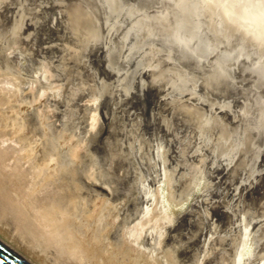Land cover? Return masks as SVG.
I'll return each instance as SVG.
<instances>
[{"label":"rangeland","instance_id":"1","mask_svg":"<svg viewBox=\"0 0 264 264\" xmlns=\"http://www.w3.org/2000/svg\"><path fill=\"white\" fill-rule=\"evenodd\" d=\"M92 1H93V3H92ZM92 1L90 2V0H89V1H86L87 2L86 3L83 0L82 1L81 0H56V1L55 0H45V2H44V0H41V1L40 0H36V1L35 0H24V1L23 0H0V11L2 10L0 13V26L2 27V28H0V43L2 45L0 44V48L4 47L3 49H0V53L3 55L5 54L6 59L9 56V60H6L3 57V55L0 54V65L3 66V67H0V78L9 79L11 81V83L13 84L14 89H15V94H14V96H12V98L10 100V102L14 108H11L9 110V113L10 114L13 113L15 115V117L17 118V120H21L25 124L30 123L34 126V131L31 134V136L34 140L35 147H37V149H39V150L40 149H43V150L46 149L48 151L47 152L48 155H51L53 157V160L48 165V171H51L53 168H56V167L58 168V171H59L58 173L61 176V179L64 180L65 182H67L68 190L70 192H72V197H73L74 201L80 202L82 205H84V209H86V207H90L93 204V202L95 203V205L93 206V210H92L90 217L93 216L97 212V210L99 209L100 203L106 204L111 209L110 213L112 215L108 217V219L106 221L108 224H107L106 228L104 229L103 235L99 239V241H95V240L90 239L88 237L89 233H87V232H86L85 236L82 238L85 240L84 243L87 242L86 240H88V242L85 243V246L87 248L86 252H87L89 264H106L107 262H108V264H116V263L117 264L118 263L119 264H137V263L138 264H163L164 262H166V264H167V260H168V262H174V259L176 261L174 263H170V264H177L178 261H179L178 262L179 264H194L196 262L194 259L199 260V258H200L197 256H201V258H200L199 262L197 261L198 263H195V264H211V263L212 264H218V261L220 262L219 264H221V263L222 264H226V263L227 264H230V263L231 264L232 263L241 264V263H243L242 260H244V262H245L243 264H246V261H247V264H250L249 262H252L253 264H261V263L264 264V261H263L264 258L262 257V256H264V254H263L264 253V243H263V241H264V228H263L264 227V225H263L264 224V214H263L264 213V207H263L264 202L262 203V201H264V199H263L264 197H262V196H264L263 195L264 194L263 193L264 192V186L263 187L261 186V185H264V180H263L264 179V82L262 80H260L258 77H256L254 74L249 72L246 65L238 64L236 62L232 63L229 61H225V59H222V57H216L215 54L212 52H207L204 49L202 50L201 46L197 42L189 41L187 34L182 35L183 37H180L181 35L179 33H177L178 32L177 26H178V23L181 22V19H180V17H177V16H180L181 11L179 8H176L170 2V0H97L98 4L95 3L94 0H92ZM25 2L28 4V7L24 6V5H27ZM82 2L86 3V6L84 4H82ZM88 3H90V4H88ZM31 4L34 6H32ZM79 4H80V6H79ZM63 6L64 7L66 6L67 9L64 8ZM98 6H100V8ZM8 9H9V11H8ZM10 9H11V11H10ZM25 9L29 10L30 12L26 11ZM39 9H41L42 11ZM50 9H52L51 10L52 12L51 11L49 12ZM24 10L28 13L23 12ZM85 10H86V12H85ZM98 11L101 14H99ZM56 12L57 13L59 12L58 15ZM89 12H90L89 16L86 15ZM92 12L93 13L95 12V15H94L95 17H97L98 15L99 16L101 15V17H100L101 19H102V17H104V19H102V20L97 18L98 22H96L103 29L100 28L99 25H95L96 23L94 24V22L89 23L90 22L89 19H90L91 15H93ZM24 13H25V15H24ZM26 14H28V15H26ZM37 15H38V17H37ZM8 16H9V18H8ZM42 17H43V19H42ZM1 18H4V19L6 18L5 21L6 22L8 21L9 25L10 26L12 25V26L10 27L8 25V23H5V21H3L4 19L2 20ZM9 19H11V20L13 19L14 21L13 20L11 21ZM56 19H57V21H56ZM23 20L25 22H23ZM36 20H38V21H36ZM63 20H65V21L63 22ZM91 20L96 21V18L93 19V16H92ZM99 21H100V23H99ZM101 21H103L104 24H102ZM17 22H18V25L16 28L18 30L16 29L17 32L16 31L14 32L15 29H12V28H15V25L17 24ZM51 22H53V23H51ZM3 23H4V25H2ZM65 23H66V25H65ZM37 24H39L40 26H38ZM89 24H91V25L93 24L95 31L98 30L96 32L93 31L96 34L92 32L91 29H93L92 28L93 26L91 27ZM20 25H22L23 27ZM6 26L9 28V30H8V28H6ZM50 26H51V28H50ZM87 26H89L91 28L89 31H88L89 27H87ZM107 26H109L108 27L109 29L106 28ZM3 28L4 29L6 28L5 31L7 30V32H11V33L4 34ZM19 28H20V30H19ZM105 29H108V30H106L107 32H105ZM46 30L49 33L46 32ZM19 31L20 32L23 31V33H25V34H21L20 37H24V36L26 37V35H28V38L25 39L26 42L24 41V44H23V38H19V34H18ZM85 31H88V32H85ZM1 33H3L4 36ZM16 33H17V35L15 37L14 34H16ZM72 33H73V35H72ZM92 33L95 34L96 37H97V35H99V36L97 38H95L93 35H91L92 39L90 38L91 39L90 40L88 34H92ZM105 33L107 35H105ZM62 34H64V35H62ZM83 34H84V36H83ZM100 34H101V37H100ZM116 34L118 35V39H117ZM1 35H2V37H1ZM85 35L88 36V38L86 37L87 39L85 38ZM113 35H115L116 38H115V36L113 37ZM3 38H4V40H1ZM13 39H17L18 41L15 42ZM82 39L85 41V43H87L86 42V40H87L88 44L86 45L84 43L85 45L84 44L82 45L81 42H84ZM108 39H111L112 41L108 40ZM32 40H34V41H32ZM114 40H116V42H114L112 44V42ZM19 41L22 43H20ZM117 41L119 42L118 47H116V45H118ZM10 42H13V43H10ZM17 42H19V43H17ZM15 43H17V44H15ZM56 43L59 44V45H57V47H56ZM115 43H117V44H115ZM49 44H51V45H49ZM109 44H110V46H108ZM11 45H12V47H10L8 50V47ZM100 45L102 47H104V51L108 50V51H105V52H107V54H105L104 51H103L104 53L102 51H100L99 48L102 49V47ZM80 47L83 49V50L81 49V54L78 53V52H80ZM121 47H123V48H121ZM90 48H92V51L94 50V52H93L94 55L92 54L91 50L89 51ZM87 49H88V52H87L88 54L84 53V51H86ZM121 49H123V50H121ZM2 50L3 51L5 50V51L3 52ZM6 50H8V51H6ZM119 50L121 51L120 54H119ZM98 51H99V53H98ZM20 52H22V54ZM59 52H60V54H59ZM73 52L76 54V56H74L75 54L72 56ZM33 53H35V55ZM14 54L16 55V60L14 57L15 62L19 58V60H20L19 62L20 63L22 62L21 65H20V63L16 65V63L18 61L16 63L14 61L12 62V64L10 63V60H13L12 56H14ZM83 54H85L84 57H86V58L90 57L89 55H91V57L88 59L83 58ZM100 54H102V57ZM143 54L145 57L143 56ZM19 55H21V56L18 57ZM22 55H25L27 58L29 57L28 60L30 62H28V63L25 62L27 60ZM86 55H88V57ZM103 55H104V57H103ZM118 55H120V56H118ZM59 56L62 57V60H64V62L62 60H60L61 57H59ZM106 56L108 58H106ZM40 57L41 58L43 57L42 59L45 60L48 64L43 62V60ZM44 57H46V58L44 59ZM36 58H38L39 60H37ZM54 58L56 61L59 59L60 64H58L59 63V60H58L57 61L58 62L57 67H56V61H53L52 63L55 62V64L54 65L51 64V67H52V69L54 68L55 70L54 69L52 70L51 67L49 68V63H50V60H54ZM96 58L98 60L100 59L99 62ZM84 59H86V60H84ZM92 59H94V60H92ZM95 59L97 62L95 61ZM156 59H157V61H156ZM4 60H6L5 64L8 61H9L8 62L9 64H6V65L3 64ZM83 60H84V63L87 61L88 62L86 64H84V63H82ZM90 60H92V62L94 64H92V62ZM101 60L102 61L104 60L103 62H105V64L100 62ZM147 60H150L149 61L150 65L146 63ZM160 60H161L162 65L159 64ZM106 62H108V64H110V66H112V68H110L109 65L106 66V64H107ZM14 63H15V65H14ZM96 63H97V65L99 64L98 65L99 68L101 67L100 69L102 72H101V74H98L99 76L101 75L100 78L102 79V77L105 76L103 74L104 73L106 74L105 80H103L104 79L103 78L102 82H101L102 84L98 85L99 88H97V84H98V82L101 81V79L97 75V72H99L100 69L98 70L97 67H94V66H97V65H95ZM100 63H101V65H100ZM145 63H146V65H145ZM29 64H31L33 66L31 67ZM90 64H91V67L94 68V70H95L94 72L91 71L92 68L89 67ZM103 64H104V66L107 67L108 71L107 70L103 71L102 68L106 69V67H103ZM8 65H10L11 68ZM47 65H48V67H47ZM59 65H61V66H59ZM73 65H74L75 69L73 68ZM156 65H158V66H156ZM35 66L37 67V70L34 72V70L31 68L36 69ZM40 66L42 67L41 71H38V69L40 70V68H39ZM69 66H71V69L69 68ZM143 66H144V68H142ZM169 67H171L172 69ZM22 68H26V69L30 68L31 71L30 70L29 71L31 72V74L27 75V72H29V71H27L28 69L23 70ZM56 68L60 69L59 72ZM80 68H83V69L88 68L89 73H91V72H93V73L89 74L87 72L88 74H86V71H88V69H85V71L82 72L83 69L80 70ZM96 68H97V70H96ZM109 68H110V70H109ZM128 69H129V72L130 71L132 72V73L130 72L131 74L127 71ZM164 69H166L167 71ZM68 70H69V72L70 71L73 72V70H74V75L72 73V76L74 78L72 76H70L71 73H69L70 75L65 74L66 71L68 73ZM79 70H80V72H79ZM144 70L145 71L148 70V72H146V74H145ZM149 70H151L152 72ZM15 71H18V72H15ZM22 71H24V72H22ZM168 71H170V72L166 73ZM81 72L85 73V75L88 77V81H87V77H85L84 74H81ZM141 72H143V73H141ZM51 73L54 74V76L51 75ZM75 73H76L77 77L80 74L81 77L84 75L83 78H86V79L80 80L81 77L79 76L80 79H79V77L77 78ZM95 74H96V76H95ZM129 74L132 76L129 77L130 81L128 83V86H129V88H128V86H125L124 80L126 79V77H128ZM22 75H24V76H22ZM62 75L63 76L68 75L72 78H71V80L69 79L70 77H67L68 79H65L66 78V76H65L64 80H66V81H63ZM25 76H27V77H25ZM30 76H34L36 81L39 80L40 82L39 81H37V82L35 81V83L32 82V84H34V85L31 86V84L29 83L31 81L28 80V79H30ZM116 76H118L117 78H119V80H121L122 78H124V79L119 81V80H117ZM139 76L140 77L142 76V77L140 78ZM38 77H40V78H38ZM54 77H56V78L53 79ZM91 78L95 79L94 81L93 80L91 81L92 83L89 81ZM33 79H32V81H33ZM58 79H61V83L57 81ZM44 80H46V81H44ZM96 80H98V82ZM167 80H168V82H165ZM62 81H63L64 85L61 86V84H63ZM85 81H87V82H85ZM76 82H77V84H76ZM82 82L84 83L85 86H86V84L87 85L89 84V86L83 87V90L84 89L85 90L84 91L80 90V92H79L80 94H79L78 92H75V91H78L80 88L82 89V87H81L82 84H80ZM137 82L139 84L141 83V86L138 84L140 88L137 86ZM41 83H42L43 87H41L42 86ZM68 83H70V84H68ZM78 84H80V85H78ZM93 84L94 85L96 84V86L92 87ZM46 85L47 86L50 85V87H47ZM102 85L105 86V92L107 91L108 93L107 92H106V94L104 93V90L102 89L104 87ZM134 85H136V86H134ZM100 86H101V88H100ZM36 88H38V89H36ZM74 88L77 90H74ZM89 88H91L92 90L91 89L89 90ZM135 88H137V89H135ZM68 89H70L71 93ZM96 89L101 90L103 92V94H102V92L98 93L99 91L97 92ZM57 90H59V91H57ZM155 90H157V91H155ZM159 90H161V91L164 90L163 91L164 93L163 92L161 93V91L158 92ZM72 91H74L75 93H73ZM85 91H87V92H85ZM93 91L94 92L96 91V92L94 93ZM56 92H57V94H56ZM138 92H139V94H138ZM111 93H114L115 95L112 94V96H111ZM135 93L137 94V96ZM67 94H68V96H67ZM71 94L73 97L76 94L74 99L72 96H71L72 98L69 97V95H71ZM81 94H82V96H81ZM86 94H87V96L89 95L91 97L88 96L89 99L87 97L85 99V96H83V95H86ZM95 94L96 95L98 94L96 99L94 98L96 96ZM107 94H109V96H107ZM93 95H95V96H93ZM143 95H144V97H143ZM30 96H32V97L30 98ZM64 96H65V98L67 96L66 99L69 98V100H65ZM113 96H115V97H113ZM116 96H117V98H116ZM76 97H77V99H76ZM82 97L84 99L79 101V99L80 98L82 99ZM101 97L103 99H100ZM118 97L120 99H118ZM141 97H143L142 99H144V100H141ZM48 98L50 99V101ZM97 98H99L102 101H100ZM70 99H73V100H70ZM117 99H118V102H117ZM96 100H98V103ZM114 100H116V101H114ZM46 101H48L49 103ZM52 101L55 102L54 105L53 104L50 105V103H53ZM63 101H64V103L67 102V104H70V102H71L70 105L73 104L74 106L79 104L76 107L80 108L82 106L81 107L82 112H80L81 110L76 109V107L72 106V107H74V109L73 108H71V109L75 110V111L77 110V112H75V113H76V115H77V113L79 115L77 117H73L74 111H72V110L69 111L68 108L70 109V107H68V106H70V105H67V104L63 105ZM139 101H140V103H139ZM184 101H185V103H184ZM72 102H74L75 104ZM100 102H103V104ZM116 102L118 105L116 104ZM126 102H127V104H126ZM59 103H61L62 109H65L69 112L68 114H66L65 117L68 118L70 116L71 118H68V119L69 120L72 119V122L75 125V127H74V125H72V122L68 121L73 127L67 121H64V120H67V118L64 119V116H60L59 113H61V112L64 113V114L62 113V115H65V110L61 111V112L56 110V109H58V107L60 105ZM92 103L93 104L96 103V104H94L95 106ZM138 103H139V105H138ZM128 104H129V106H127ZM239 104H240V106H239ZM132 105L134 107H132ZM64 106H67V107H64ZM197 106H199L198 109L200 111L199 110L197 111V109H195V107H197ZM123 107L127 108V109H124ZM128 107H130V109H128ZM203 108H204V110H206V112L203 110ZM109 109H112V110L110 111ZM191 109H192V111H191ZM58 110H61L60 107ZM78 110L80 113L78 112ZM86 110H89V111L91 110L92 113L88 111L89 113L87 114ZM33 111H35V112H33ZM67 111H66V113H67ZM71 111L73 114L70 113ZM105 111H107V112L104 113ZM93 112L97 116H94ZM200 112H201V116H199ZM202 112H204V113H202ZM111 113H112V115H111ZM191 113L194 114L193 117H192ZM53 114H55V115L59 114V117L60 118L62 117L61 121L63 122V124H61L62 122L59 120L60 118L58 119V117L56 116L57 117V119H56L55 115H54V117H55L54 118L52 116ZM71 114H72V116H71ZM132 114H133V116H132ZM116 116H117V118H116ZM136 116H138L139 118ZM214 116H216V119L213 118ZM79 117H80V120H79ZM86 117H87V119H86ZM99 117H101V118L99 119ZM113 117H115V118H113ZM222 117H224V118H222ZM32 118L34 119L35 122L32 121L33 120ZM74 118H76V120ZM109 118H110V120H109ZM119 118H122V120H120ZM180 118H181V120H180ZM183 118H185V119H183ZM221 118L224 120H221ZM35 119H37V120H35ZM84 119H86V121ZM114 119H119V122H121V123H116L118 120H114ZM133 119H135L136 121H133ZM137 119L138 120L140 119L141 122L140 121L137 122ZM187 119H189V120H187ZM192 119H193V121H192ZM57 120L59 123L57 122ZM100 120H102V121H100ZM131 120H132V124H130V126L133 128V130L135 129L136 131L138 130L136 126L139 125L138 126V128H139L140 123H141V125L144 123L145 126L142 125V128L144 126V130H145V133L143 132L144 138H143V134L141 131L143 129H141V127L137 131L138 132V134H137L136 131H133L132 128H130V126L127 125L131 122ZM148 120H149V122H148ZM74 121H76V123H74ZM87 121H88V123L86 124L85 122H87ZM107 121H109V122H107ZM122 121H124V122H122ZM224 121L225 122L227 121V122L224 123ZM102 122L103 123L106 122V123L102 124ZM110 122L112 125L110 124ZM135 122H137V123L134 124ZM193 122H196V123H194L195 125L193 124ZM81 123L84 124L85 128L88 126L89 127L86 128V130H84L83 124H81ZM124 123L126 125H124ZM151 123H152V125H151ZM164 123L165 124L168 123L167 124L168 126L165 125ZM68 124L71 128L68 126ZM76 124H78V125L76 126ZM109 125H111L110 128H109ZM53 126H54V128H53ZM197 126H200V127H197ZM58 127H60V128H58ZM100 127H104V128H100ZM112 127H113V130H112ZM119 127L122 128L123 130H119ZM128 127L130 130H132L133 135H131L132 136L131 139L125 137L126 140H124V142L125 141L128 142L129 140L131 141L134 139L133 140V143H134L133 146L134 147L129 148V149H128V146H125V145H131L132 146L133 143L130 144L129 143L130 141L128 142L129 144L126 142H125L126 144L123 143V139H124L123 133L125 132V136H127V137H129L130 134H132V133H130V130H128ZM168 127H170V128H168ZM174 127H176L177 129L176 128L174 129ZM195 127L197 129L200 128L199 131L197 129H194ZM226 127H227V129H226ZM51 128H53V130H51ZM69 128L72 132L70 130H68ZM78 128H80L79 131L83 129L82 131H84L85 134H83L81 131L79 132ZM105 128H106V130H104ZM116 128L118 129V131H122L120 134L121 137H119L120 135H117V131H116L117 129ZM183 128H185V130ZM102 129L104 130L106 135H109V137L111 136L110 140L111 139H112L111 141L114 140L115 142L114 141L113 142L117 144L116 146H118V144H119V146H118L119 149H118V147L114 148V147H112L113 145L112 146L110 145L113 143L109 140L108 137L106 139L107 141L104 140L105 138H103V140H101L102 143L99 142L100 139L103 137L102 136V134H103ZM124 129H127L128 131L126 132V131H124ZM66 130L68 132H66ZM186 130H187V133H186ZM195 130H197V132H199L198 136H197V132ZM210 130H212V131H210ZM74 131L77 133H75ZM60 132H62V133L60 134ZM86 132H87V134H86ZM135 132H136V134H134ZM71 133L72 134L75 133L76 135H74V134L72 135ZM119 133L120 132H118V134ZM139 133H140L142 138L139 136ZM79 134H80V136H79ZM98 134H99V137L101 136V138L98 137V139H97ZM160 134H161V136H159ZM174 134H176L177 136ZM83 135H85V136L87 135V136L85 137ZM103 135H104V137L106 136L105 134H103ZM135 135L136 136L138 135V136L136 137ZM77 136H78V138H77ZM116 136H117V138H116ZM157 136L161 141L159 139H155V138H157ZM190 136L191 137L193 136L194 138L192 137V140H190V142H188L189 138L191 139ZM178 137H179V139H178ZM52 138H53V140H52ZM118 138H120L122 140L120 141V139L118 140ZM180 138L184 139V140H181ZM213 138H214V141H213ZM220 138H221V140H220ZM229 138H230V140H229ZM86 139H87V141H86ZM116 139H117V141H116ZM127 139H129V140H127ZM139 139L143 142L139 141ZM142 139H144V140H142ZM148 139H149V141H148ZM151 139H153V140L155 139V141H152ZM162 139L164 141L166 140V142H168L167 144L169 146L173 145V147L172 148L169 147V149H167L168 145ZM226 139L228 142H226ZM92 140L93 141L95 140L96 143L90 142ZM135 140H137L139 142V144L136 145L137 147H139L141 145L139 148H135V143H138ZM157 140L159 141V143H161V145L158 144ZM186 140H188V141H186ZM194 140H196V141H194ZM53 141H55V142H53ZM118 141L120 143H118ZM185 141L188 142L187 146L189 148L193 147V149L191 148L190 149L191 151L189 150V152H186V148L188 151V147L184 146L185 147V148H183L184 150L182 149V146L185 145V143H183V142H185ZM48 142H50V143H48ZM59 142H60V144H59ZM89 142L92 144H90ZM97 142H98V144H97ZM196 142H197V144H196ZM216 142H218V143H216ZM222 142H224L225 145ZM231 142H232V144H231ZM246 142H248L249 145ZM104 143H106V146H103V145H105ZM122 143H123V145L125 144L124 148L126 151H127V149L130 151L132 150V152L127 151L128 155L132 154V156L129 157L126 155L127 158H124V160H123V158L119 157V155L123 156L124 154H126V151H124V148L122 149V146H121ZM142 143L143 144L145 143V145L142 146L143 145ZM149 143L150 144L153 143L154 146L149 145ZM245 143L247 144V148L245 147ZM99 144H101L102 148ZM162 144L163 145L166 144L167 146L165 145V147H164V146H162ZM231 145H232V148H231ZM87 146H88V148H87ZM114 146H115V144H114ZM160 146H162L164 149L161 150L162 149L161 148L159 150ZM221 146H223V147H221ZM108 147H111L113 149L108 148ZM144 147L146 149H144ZM147 147H148V149H147ZM149 147L151 149H149ZM208 147H210V148L212 147V149H209L210 150L209 151ZM106 148L109 150H107ZM68 149H69V151L67 152ZM104 149H106L107 151H105ZM115 149H118V150H115ZM134 149L135 150L137 149L138 153H135L137 151H134L135 155L133 156V150ZM165 149H167L169 151H166ZM221 149L222 150L227 149V150L220 151ZM51 150H52V152H51ZM92 150L93 151L96 150V152L94 151L95 152L94 154H96L99 150H101V152L103 154H106L105 156H107V158L105 160H108V155H109L110 162H111L110 155L113 157V153H114L115 158L114 157L112 158L114 163L111 162V164H109V161L106 163L105 160L102 158V156L104 157V155H99L101 157H99V156L96 157L98 154L101 153L100 151L98 152V154H96L94 156L93 154H91L93 152ZM145 150H149V152H151V153L148 152L147 155H149V154L154 155V156L150 155V157H149L150 159L153 158L152 160L154 162L149 159L151 161L150 162L147 158V155H145L146 156L145 158H143V159L141 158L143 153H145V154L147 153ZM178 150H179V152H178ZM192 150H194L195 154L197 153V155L192 160H189L192 158V155L195 156L194 151H192ZM104 151L106 153H104ZM197 151L199 152V155H198ZM184 152H186V153H184ZM203 152L205 154H202ZM219 152H221V154ZM69 153H71V154H69ZM117 153H120V154H117ZM63 154H65L66 156L64 157ZM200 154H202V156L203 155L204 156L202 157V156H200ZM219 154L221 155L220 157H219ZM89 156H91L90 160H91V158H92V160L94 159L92 162H95V163H92L91 161H90V163L87 162L89 160ZM158 156H159V159H158ZM160 156H161V158H160ZM176 156H177V158H183V159L176 160ZM66 157H67V159H66ZM117 157H119V158L117 159ZM128 157H129V159H128ZM131 157H134V159ZM242 157L244 158L243 160H242ZM99 158H101L103 160L104 164L101 162L102 160ZM155 158H157V161H155L156 160ZM196 158H200V159L202 158L201 160L204 159V161L201 162V160H199L200 163H197L198 160ZM119 159H121V161L126 160V163L125 162H123V163L118 162ZM137 159H140V160L138 161ZM144 159H146L147 161H145ZM195 159L197 160V162ZM131 160H135V161H133L134 162L133 164L136 165L138 167V169L135 170V168H137V167L133 166L132 164H131L132 167H135V168L130 167V162L128 163V161H131ZM193 160H195V161L193 162ZM62 161H63V164H62ZM177 161H179V163ZM117 162H118V164H115ZM149 162L152 163V164H150L151 165L150 168H149L150 165L148 164ZM175 162H177L178 164ZM181 162H183V163H181ZM84 163L85 164L88 163V164L85 165ZM127 163L129 164L130 168L128 167ZM180 163L182 164V166ZM187 163H188V165H187ZM202 163H203V165H202ZM106 164L110 165L109 168H107L108 166H106ZM119 164L120 165L122 164V168H124V166H125V170L122 169L121 171H119V168H121V166ZM140 164H142V165H140ZM143 164H145L144 165L145 168L144 167L141 168V166H143ZM146 164H147V166H146ZM153 164L154 165L156 164L157 167H159L160 169L157 168L156 165L152 166ZM164 164H166V166ZM199 164H201L203 167L202 166L199 167L198 166ZM98 165H99V167H98ZM115 165H117L119 167V168L117 167L119 174H118L117 170H116V172H117L116 174H115V172L114 173L112 172V170L115 171V169H116ZM101 166L104 168L101 169L100 168ZM84 167L86 168V170H89V171H85ZM93 167L95 169H93ZM105 167H106V169H105ZM146 167H148V168H146ZM167 167H168V169H167ZM175 167H177V168H175ZM183 167H185V168H183ZM187 167H189L190 170H189V168L186 169ZM197 167H198V169H197ZM230 167H232V168H230ZM242 167H244V168H242ZM87 168H89V169H87ZM154 168H155V171L152 172V170H154ZM170 168L172 171L170 170ZM179 168L181 170L183 169L184 171L183 170L181 171ZM71 169H73V170H71ZM97 169H99V170L97 171ZM109 169H110V171H109ZM202 169H203V171H202ZM214 169L216 170V172ZM83 170H84V172H83ZM94 170H95V172H94ZM127 170L130 171V172H128L129 176H128V173L126 172ZM134 170H135V172H134ZM149 170L151 171L150 174L148 173V172H150ZM158 170H160V171H158ZM169 170L171 172H169ZM176 170H177V173H176ZM198 170L199 171L201 170V172H199ZM217 170H219V171H217ZM229 170H231V171H229ZM237 170H239V171H237ZM139 171L142 173L140 174ZM145 171H147L148 174H146ZM163 171L164 172L168 171V173L165 174L167 177L164 176ZM178 171H181V172L178 173ZM189 171H190V174L187 175V173H189ZM207 171H209V172H207ZM222 171H224L225 174ZM233 171L236 174L233 173ZM85 172L86 173L88 172V173L85 174ZM172 172H174L176 174L175 177L177 179L173 177L174 173L172 174ZM184 172H186L185 174L187 176L183 174ZM130 173L131 174L134 173L135 175L134 174H132V175H134V177L138 178L137 179L138 181H136V178H133V180H131L132 177H131ZM196 173H197V176H195ZM226 173L228 176L226 175ZM125 174L127 176H125ZM139 174L141 177H139ZM160 174H162V175H160ZM170 174H172V175H170ZM201 174H204L205 176L201 175ZM238 174H239V176H238ZM100 175H103V176H100ZM109 175L111 176L112 181L107 182V180L110 179ZM115 175H116V177L120 178V179L118 178L119 181L116 179ZM168 175H170L171 180L173 178L174 179L172 181H170V179H168ZM178 175H179V177H178ZM180 175L182 177L185 176V179L182 178L183 179L182 180L180 178ZM220 175H222L224 177H222ZM235 175H237V176H235ZM78 176H80V177H78ZM107 176L109 178L106 179L105 177H107ZM147 176H148V178H147ZM193 176H195L196 178ZM218 176H220L221 178ZM112 177L115 178V180L118 181V183L121 180L122 181L121 184L120 183H119V185L116 184L115 180H113ZM125 177H126V179H125ZM128 177L129 178L131 177V178L129 179ZM186 177L189 179V181L186 179ZM200 177H202V179ZM235 177H237V179ZM94 178H95V181L97 182V184L94 181ZM103 178H105L106 180H104ZM160 178H161V180L164 179L165 183H167V180H168L167 185H165L163 180H162V182L159 183V181H161ZM123 179H125V180H123ZM150 179H151V181H150ZM154 179L155 180L158 179L159 181L157 180L156 181L157 183H156L154 181ZM200 179H201V181H199ZM207 179H210V180H207ZM216 179H217V181L220 179L218 181V183H217ZM226 179H229V181ZM235 179H236V181H235ZM246 179L247 180L249 179V180L247 181ZM80 180L81 181L84 180L83 182H86V184L81 182ZM197 180L199 182L198 186L194 185L195 183H197L196 182ZM203 180H206V182L203 183L202 182ZM103 181H105V182H103ZM128 181H131L133 183L128 182ZM175 181H177V182H175ZM106 182H107V185L104 184ZM123 182L129 183L130 188H129L128 184L123 183ZM172 182L174 183V185L179 183L176 185V188L178 186V188L176 190H175V186H173V188L171 187L173 185ZM186 182H187V184L188 183H190V184L186 185L185 184ZM211 182H212V185L210 184ZM91 183L92 184L95 183V184L92 185ZM114 183H115L116 187L113 186ZM161 183H162V185H161ZM169 183L170 184L172 183V184L170 185ZM205 183H207V184H205ZM254 183L255 184L257 183L256 184L257 187L255 186ZM259 183H261V184H259ZM82 184H83V186H82ZM163 184L165 185V187H167L166 189H165ZM199 184H202V185L200 186ZM208 184L211 186H209ZM248 184H250V185L248 186ZM252 184H254V186ZM181 185H182V189H181ZM189 185H193V186H189ZM213 185H216L217 187H214ZM37 186H38V184L35 187H37ZM81 186H82V188H81ZM96 186H98V188H100V189L96 188ZM120 186H123V187L121 188ZM160 186H161V188H160ZM219 186H220V188H219ZM110 187L112 189H110ZM113 187H114V189H113ZM127 187H128V189H127ZM85 188H86V190H85ZM118 188H121V189L124 188V190L127 189V190H125L127 192V194L123 190V194H125V195H122V193H120L121 189L119 190ZM159 188L161 189L160 190L161 193H159ZM163 188H164V190H162ZM190 188L196 189L197 191L196 190L193 191ZM222 188L225 190L222 191ZM244 188H245V191H244ZM246 188H248V189H246ZM260 188H262V189H260ZM33 189H35V188H33ZM92 189L95 191H92ZM101 189H102V191L104 189V191H107V192H104V191L102 192ZM109 189L111 191H108ZM179 189L181 190V193L176 194L177 191H180ZM234 189H235V192L232 191ZM238 189H240V190H238ZM96 190H98V191H96ZM132 190H133V192H132ZM150 190H152V191H150ZM169 190L170 191L172 190L175 193H171L172 191L170 192ZM188 190H190V192L192 190L193 192L188 194L189 193V192L187 193ZM212 190H214V192ZM226 190H227V194L225 193ZM252 190H253V192H252ZM255 190L257 191V193L255 192ZM258 190L260 192H258ZM90 191H92L93 194ZM100 191L103 194H101ZM113 191H115V192H113ZM129 191L134 193V195L131 194ZM135 191H137V192H135ZM163 191H165V192H163ZM183 191L184 192L186 191L185 193H187L188 196L186 194H184ZM97 192H99V194ZM118 192L121 195H119ZM146 192L150 193V194H148L146 196V194H147ZM151 192H153V193H151ZM228 192L230 193L229 198H228V195H229ZM107 193H108V196H107ZM115 193L117 194L116 196L114 195ZM232 193H234V194L232 195ZM242 193L245 194L246 198ZM261 193H262V195H261ZM97 194H98V196H97ZM160 194L161 195L165 194V195L163 197H161ZM257 194L259 196V199L256 196ZM91 195L92 196L94 195V197H92V199H91ZM126 195L131 196V197L129 196L130 200H127L128 197ZM139 195H141V196H139ZM175 195H180L179 197H181V198H179L178 196L175 197ZM235 195L237 196L236 198L234 197ZM241 195H243V196H241ZM117 196L119 197L118 199L120 201L118 199L114 200ZM153 196L155 197V200H152V202H151L150 199H152ZM170 196H172V197L174 196V198H176V200L174 198H173L174 199L173 200ZM204 196H206V197H204ZM217 196H219L220 198H218ZM223 196H225V197H223ZM260 196L262 197V199H260ZM109 197L110 198L112 197L111 199L114 202H112L109 199ZM150 197H152V198H150ZM191 197H192V199H191ZM215 197H216V199H215ZM147 198L149 200V204H148ZM135 199H137L138 201L141 200L140 202H142V203L137 202V200L135 201ZM199 199L202 200L203 204H202L201 200H199ZM233 199H234V201H233ZM239 199L241 200V203H239L241 206H239V204L236 203L237 201L238 202L240 201ZM177 200H179V201H177ZM181 200H183V202ZM193 200L194 201L197 200L196 201L197 203L194 202ZM203 200H205V201H203ZM230 200H232L233 202H230ZM132 201H134V203ZM198 201H199V203H198ZM217 201L222 206H220V205L216 206L215 204H217V205L219 204V203H216ZM221 201H225L227 203L224 202L222 204ZM248 201H249V203H247ZM256 201H257V205H256ZM259 201H260V203H259ZM145 202H147L146 206L144 204ZM150 202H151V204H150ZM165 202L167 203V205ZM193 202H194V204H192ZM207 202H208V204L210 203V205H208ZM253 202H254V204H252ZM232 203L233 204L236 203V204H234V206H232L233 205ZM116 204H118V206H121V207L118 208V206ZM160 204H161V206H160ZM199 204H201L203 207H201V205H199ZM226 204H228L229 206ZM182 205H184V206H182ZM211 205L212 206L215 205V207H217L218 209L217 208L215 209V207H212ZM223 205H226V206L223 207ZM236 205L238 206V208L236 207V209H234V207ZM142 206L144 209H141ZM159 206L163 207V208H159ZM164 206H167V207L165 208ZM192 206H194L193 208L199 213V216H198V213L192 208ZM199 206L202 210L207 209L208 207H211L210 210L213 209V212L210 211L209 208L206 210V212H205V210L201 211ZM244 206L247 207L246 210L250 209V211H248L247 214H246V210H245ZM256 206L259 208H255ZM135 207H137V208H135ZM145 207H147V209H145ZM196 207L198 209H196ZM220 207H222V208H220ZM226 207H228L227 208L228 211H226ZM117 208H118V210H117ZM124 208H126V209H124ZM251 208H252V210H251ZM153 209H155V210H153ZM187 209H189V210H187ZM192 209L194 210V212H191ZM122 210L124 211V213L126 212L125 216H124L123 212H122L123 213V215H122V213H121ZM165 210H166V213H168V214H166L164 212ZM222 210H223V213L225 212L224 214L222 213ZM240 210L241 211L243 210V211L241 212ZM138 211H140V212L138 213ZM180 211H182V212H180ZM189 211L191 213L189 215H191L193 217V219L196 223L195 222L191 223V216H189L190 217V219H189L188 215H186L189 213ZM219 211H220V213H219ZM233 211H235V212H233ZM262 211H263V213H262ZM131 212L133 213L132 218L129 215V214H131ZM208 212H211L210 214H208V217L210 216L209 219H208V217L203 218V216H204L203 214H205V216H207L206 213H208ZM214 212H216L218 216ZM113 213H114V215H113ZM170 213L171 214L174 213V214L171 216ZM212 213H213V215H212ZM241 213H243V214H241ZM248 213L251 214V216ZM159 214H161V216L164 214V216L161 217ZM225 214H227V215L225 216ZM118 215H120V216H118ZM179 215H181V216L179 217ZM219 215H220V217L222 216L221 220H219L220 219ZM243 215H245V216H243ZM169 216L171 218H169ZM125 217H126V219H125ZM153 217H156V219L152 220L151 218H153ZM244 217H245V221H244ZM217 218H219V219H217ZM229 218H231V219H229ZM247 218L248 219L250 218L249 223L247 222L248 220L246 221ZM147 219H149V220L145 224V227L142 230L140 236L134 237L135 238L134 242L132 240L129 242V240L125 239V233L128 230L133 229L134 227H137L141 221L147 220ZM177 219L179 220L178 222H177ZM200 219H203L205 221L204 223L206 224V225H204L203 229H201V228L203 227L204 223H203V221H200ZM213 219L218 220V221H216L218 223V225L217 224L215 225V223H216L215 222L214 226L212 227L213 224L209 223L208 221H211ZM2 220L3 219L0 218V238L2 240L7 242L8 244H10L17 251H19L23 256H26V258L28 260H30L31 262L33 261V263H35V264H53V263L57 264V262H55L50 257L51 254H49V253L47 254L48 259L43 260V257L38 252H36L37 250L36 249L34 250V248L30 247L29 246L30 244L28 245V243L26 241L27 239L26 238L25 239L19 238L20 235L19 234L17 235V232L15 233V231L13 229L8 227L9 230L6 231L3 227V225L5 227H7V226L4 222V220H3V222H2ZM189 220H190V222H188ZM156 221L160 222L157 224L158 226L155 225V223H157ZM175 221L177 223H172ZM180 221H182V222L184 221L182 224L183 225L187 224L186 225L187 228L191 229V227H193V229H191V230L193 232L195 231L194 232L195 237L193 236L194 234L192 236L190 235V234H192L191 233L192 231L189 229H188L189 234H187L188 233L187 228L185 226H181L182 224L181 223L179 224ZM197 221H199L200 223ZM214 221L215 220H213L212 222H214ZM219 221H221L222 223ZM239 221H241L243 223H241ZM126 222H129L130 226ZM225 222H226V224H227V222H229L227 224V225H229V227L226 224H223ZM230 222H232V224ZM246 222H247V226H246ZM121 223L122 224L124 223L123 227H121L122 229L119 228V226L122 225ZM236 223H238V224H236ZM125 224H127L128 227ZM199 224L200 225L202 224L201 225L202 227ZM220 224H223L225 226L220 225ZM175 225H177V227L178 226L183 227L186 231L183 230V228H182L181 229L182 232H181L180 229H177V227ZM207 225H209V226H207ZM253 225H255V226H253ZM197 226H199L200 228ZM238 226H239L241 231H239V228H237ZM240 226H242V229ZM244 226H246V227H244ZM258 226H260V227L263 226L262 227L263 229H261ZM210 227L211 228H217L218 230L217 229L213 230ZM218 227L223 228V229H219ZM125 228H127V229H125ZM169 228H171V229H169ZM172 228L174 230H172ZM256 228H258L260 230H258ZM119 230H121V231L119 232ZM169 230H170V233H169ZM201 230H202V233L206 232L204 237H203V235H200L202 238L198 235V234H202V233H200ZM211 230H213L215 232H213ZM236 230L239 232H237ZM255 230H257L258 232ZM157 231L159 232V234ZM177 231L179 232V234ZM216 231H218L220 234L221 233L222 234L220 235L218 232L216 233ZM262 231H263V233H262ZM148 232H149V234L147 236L146 233H148ZM184 232H186V233H184ZM210 232H213V234ZM231 232H232V234H231ZM241 232H242V234H241ZM116 233H119L118 234L119 236ZM176 233L178 235H175ZM181 233H184V235L186 234L187 236L188 235H190V236H188V238H187V236L185 235L186 238L184 239L183 235ZM238 233H240V235H242V237L241 236L238 237L239 236ZM152 234H153V236H152ZM171 234H174V237ZM196 234L198 235V237L201 238L200 239L201 241H198V239H197L198 237L196 236ZM214 234H216V235H214ZM113 235H115V236L117 235V237H119V238H117L120 240L119 243H121L119 245V247L117 244L118 240ZM170 235L172 238L170 237ZM179 235H180V237H176ZM253 235H256L255 238ZM156 236H158L160 238L158 239ZM222 236H224L223 237L224 239L226 236H227V238L229 236V238L225 239V242H224L223 241L224 239L222 238ZM233 236H235L234 239H233ZM191 237H194L195 239L194 238L192 239ZM217 237H221L222 239L221 238H219V239H221L223 242L219 239H218V241H216ZM262 237H263V239H261ZM240 238H242V239H240ZM252 238H253V242L249 243L252 241ZM147 239H150V241H146ZM166 239H167V241H165ZM183 239L185 240V242H183L184 241ZM238 239L241 241L240 244L236 242V241H239ZM257 239L258 240L261 239V240L255 241ZM152 240H154V241L156 240L155 244H154V241H152ZM170 240H171V242H170ZM192 240L194 242H192ZM203 240L205 242L202 243ZM195 241H196V243H195ZM220 241L223 243V244L221 243L223 245V247L219 248L218 246H222L220 244ZM229 241H231V242H229ZM244 241H245V243H244ZM148 242H149V244H147ZM215 242H217V243H215ZM226 242L228 244H226ZM138 243H139V245H138ZM142 243L144 245H142ZM182 243L185 246H183ZM193 243H194V245H193ZM233 243L234 244L237 243L238 245H240L239 248H238V245L235 244L236 248H238V249L235 248V250H233L234 246H235ZM140 244H141V247L138 248L137 245L140 246ZM156 244H157V246H156ZM181 244L185 249L180 246ZM196 244H201V245L198 246ZM258 244L261 246H259ZM150 245H151V247L154 246V248L152 249L150 247ZM177 245H179L180 248L181 249L183 248V249L181 250L178 246L179 250H177V248H175V246H177ZM192 245H193V247H192ZM209 245H211L212 247ZM215 245L217 247L216 249L214 248ZM248 245H250V247H248ZM252 245L254 246L255 249L258 248L259 250L258 251L255 250ZM127 246H129V247L131 246V247L127 248ZM197 246L199 248H197ZM224 246H226V247H224ZM143 247H145L146 250H144L145 248L143 249ZM148 247L151 248L149 250L153 254L149 253V252H148L149 253L148 254L147 252H145V251H149V250H147ZM162 247L164 249V253L166 252V250L168 252L171 250L170 252L173 255L170 254L172 256L169 255L167 257V255L163 253ZM200 247H202V249H204L205 251H203L202 249L200 250ZM228 247H230L229 250L227 249ZM140 248H142L143 250ZM155 248H156V250L160 249L161 252L154 250ZM188 248L190 249V251ZM209 248H211L212 250H209ZM225 248L227 249L226 251L224 250ZM221 249H223V251H225L224 254L221 253L222 252ZM193 250H194V252H192ZM195 250H198L200 252V254L198 253V251L196 252ZM232 250H233L234 255H236V253H237V255L234 257L232 255ZM156 252H157V255L161 253L160 256H162L163 254H164V256L166 255L165 257L167 260L165 258H163L164 256H162V258H163V262H162L161 261L162 258L159 255H158V257L156 255L154 256V254H156ZM178 252H180V253L178 254ZM37 253H38V255H37ZM99 253H100V255H99ZM253 253H255V254H253ZM89 254H90V256H89ZM226 254H228L227 256H230V254H231L232 259L230 258L231 256L225 257ZM96 255L97 256L99 255V256L97 257ZM184 255L185 256L187 255L186 257H188V259ZM191 255H193L192 260H191ZM256 255H259L260 257H258ZM215 256H216V258H215ZM169 257H171V258L173 257L172 258L173 260L171 261L170 260L171 258H169ZM179 257H181V258H179ZM152 258H154V260H152ZM221 258H222V261H221ZM223 258L227 262H225L223 260ZM248 258H250V259H248ZM256 258H258V260ZM260 258H261V260H260ZM164 260H166V261H164ZM214 261H215V263H214ZM110 262H113V263H110Z\"/></svg>","mask_w":264,"mask_h":264},{"label":"bare ground","instance_id":"2","mask_svg":"<svg viewBox=\"0 0 264 264\" xmlns=\"http://www.w3.org/2000/svg\"><path fill=\"white\" fill-rule=\"evenodd\" d=\"M24 1V0H23ZM36 1V0H35ZM41 1V0H40ZM56 1V0H55ZM82 1V0H81ZM84 2H86V1H89V0H83ZM92 0H90V2H91ZM95 1V3H97V0H94ZM27 2V1H26ZM25 2V3H26ZM44 2H45V0H44ZM73 2V1H72ZM170 2L176 7V8H179L180 9V11H181V14H180V16H177V17H180V19H181V22H179L178 23V26H177V33H179L181 36L180 37H183L182 35H186L187 34V37H188V39H189V41H192V42H197L200 46H201V48H202V50L204 49L205 51H207V52H212V53H214L215 54V56L216 57H222V59H225V61H229V62H236V63H238V64H244V65H246V67L248 68V70H249V72H251L252 74H254L256 77H258L260 80H262L263 82H264V0H170ZM28 3V2H27ZM26 3V4H27ZM87 3V2H86ZM86 3H83L82 2V4H84L85 6H86ZM92 3H93V1H92ZM7 4V3H6ZM88 4H90V3H88ZM98 4V3H97ZM30 5V4H29ZM32 5V4H31ZM44 5V4H43ZM83 5V6H84ZM24 6H27L28 7V4L27 5H24ZM32 6H34V5H32ZM79 6H80V4H79ZM41 7V6H40ZM45 7V6H44ZM47 7V6H46ZM51 7V6H50ZM54 7V6H53ZM64 7V6H63ZM99 8H100V6H98ZM9 8V7H8ZM64 8H66V6L64 7ZM81 8V7H80ZM7 9V8H6ZM16 9V8H15ZM55 9V8H54ZM67 9V8H66ZM26 11H28V12H30L29 10H27V9H25ZM23 11V12H26V11ZM38 10V9H37ZM39 10H41V9H39ZM52 9H50L49 10V12L51 11ZM103 10V9H102ZM2 11V10H1ZM1 11H0V13H1ZM8 11H9V9H8ZM10 11H11V9H10ZM42 11V10H41ZM28 12H26V13H28ZM32 12V11H31ZM45 12V11H44ZM52 12V11H51ZM85 12H86V10H85ZM39 13V12H38ZM57 13V12H56ZM59 13V12H58ZM58 13H57V15H58ZM93 13V12H92ZM98 13H99V11H98ZM4 14V13H3ZM7 14V13H6ZM37 14V13H36ZM40 14V13H39ZM43 14V13H42ZM45 14V13H44ZM48 14V13H47ZM54 14V13H53ZM89 14H90V12L88 13V14H86V15H88L89 16ZM97 14V13H96ZM99 14H101V13H99ZM24 15H25V13H24ZM26 15H28V14H26ZM56 15V14H55ZM54 15V16H55ZM63 15V14H62ZM68 15V14H67ZM95 15V12L93 13V15H91V17H90V22L89 23H93L94 22V24L96 23V22H98V19H100V20H102V19H104V17H102V19L100 18L101 17V15L98 17L97 15V17H95L94 16ZM4 16V15H3ZM60 16V15H59ZM92 16H93V19L94 18H96V21H92L91 20V18H92ZM2 17V16H1ZM22 17V16H21ZM37 17H38V15H37ZM68 17V16H67ZM8 18H9V16H8ZM29 18V17H28ZM56 18V17H55ZM59 18V17H58ZM98 18V19H97ZM2 20L4 19V18H1ZM42 19H43V17H42ZM45 19V18H44ZM49 19V18H48ZM47 19V20H48ZM81 19V18H80ZM6 20V18L3 20V21H5ZM9 20H11V19H9ZM13 20V19H12ZM11 20V21H12ZM39 20V19H38ZM38 20H36V21H38ZM46 20V19H45ZM55 20V19H54ZM74 20V19H73ZM14 21V20H13ZM17 21V20H16ZM56 21H57V19H56ZM65 20H63V22H64ZM92 21V22H91ZM104 21V20H103ZM103 21H101L102 22V24H104L103 23ZM19 22V21H18ZM18 22H17V24L15 25V28H12V29H15L14 30V32L16 31V27H17V25H18ZM23 22H25L24 20H23ZM49 22V21H48ZM47 22V23H48ZM55 22V21H54ZM70 22V21H69ZM5 23H8V21L6 22L5 21ZM14 23V22H13ZM20 23V22H19ZM42 23V22H41ZM51 23H53V22H51ZM59 23V22H58ZM61 23V22H60ZM99 23H100V21H99ZM21 24V23H20ZM50 24V23H49ZM2 25H4V23L2 24ZM6 25V24H5ZM8 25H9V23H8ZM7 25V26H8ZM36 25V24H35ZM38 26H40L39 24H37ZM42 25V24H41ZM57 25V24H56ZM63 25V24H62ZM65 25H66V23H65ZM64 25V26H65ZM91 27L93 26V24L91 25V24H89ZM95 25H99V24H95ZM111 25V24H110ZM6 26V28H8ZM12 26V25H11ZM10 26V27H11ZM20 26H22V25H20ZM53 26V25H52ZM55 26V25H54ZM100 26V25H99ZM23 27V26H22ZM21 27V28H22ZM37 27V26H36ZM56 27V26H55ZM66 27V26H65ZM73 27V26H72ZM87 27H89V26H87ZM96 27V26H95ZM109 26H107L106 28H108ZM0 28H2L1 26H0ZM5 28V29H6ZM47 28V27H46ZM50 28H51V26H50ZM71 28V27H70ZM93 29H91L90 27H89V29H88V31L91 29L92 30V32L93 31H95V28H94V26L92 27ZM100 28H102L101 26H100ZM5 29L3 28V32H4V34H8V33H11V32H7V30L5 31ZM11 29V30H12ZM23 29V28H22ZM25 29V28H24ZM54 29V28H53ZM86 29V30H87ZM99 29V28H98ZM103 29V28H102ZM109 29V28H108ZM108 29H105V32H107L106 30H108ZM8 30H9V28H8ZM18 30V29H17ZM19 30H20V28H19ZM40 30V29H39ZM51 30V29H50ZM88 31H85V32H88ZM96 31H98V30H96ZM95 31V32H96ZM100 31V30H99ZM17 32V31H16ZM20 32V31H19ZM18 32V34H19V38H23V44H24V41H25V39L26 38H28V35H26V37L24 36V37H20V35L21 34H25V33H23V31H21L20 33ZM46 32H48L47 30H46ZM84 32V33H85ZM91 32V31H90ZM95 32H93V33H95ZM102 32V31H101ZM27 33V32H26ZM49 33V32H48ZM88 34V36H89V39L91 38L92 39V37H91V35H93L95 38H97L99 35H97V37L95 36V34ZM104 33V32H103ZM2 35H3V33H1ZM98 34V33H97ZM2 35H1V37H2ZM15 35V37H16V35H17V33L16 34H14ZM13 35V36H14ZM62 35H64V34H62ZM72 35H73V33H72ZM105 35H107L106 33H105ZM117 35V34H116ZM4 36V35H3ZM49 36V35H48ZM75 36V35H74ZM73 36V37H74ZM83 36H84V34H83ZM88 36L87 35H85V38L87 37L88 38ZM112 36V35H111ZM115 35H113V37H114ZM18 37V36H17ZM30 37V36H29ZM47 37V36H46ZM93 37V38H94ZM100 37H101V34H100ZM106 37V36H105ZM120 37V36H119ZM5 38V37H4ZM4 38L3 39H1V40H4ZM86 38V39H87ZM112 38V37H111ZM115 38H116V36H115ZM18 39V38H17ZM17 39H13L15 42L16 41H18ZM44 39V38H43ZM47 39V38H46ZM55 39V38H54ZM84 39V38H83ZM82 39V40H83ZM88 39V40H89ZM90 39V40H91ZM114 39V38H113ZM117 39H118V35H117ZM120 39V38H119ZM35 40V39H34ZM34 40H32V41H34ZM108 40H111V39H108ZM84 41V40H83ZM112 41V40H111ZM120 41V40H119ZM20 42V41H19ZM19 42H17V43H19ZM26 42V41H25ZM86 42L87 43H85V41L84 42H81L82 43V45L85 43L86 45L88 44V41L86 40ZM114 42H116V40H114L113 42H112V44L114 43ZM122 42V41H121ZM120 42V43H121ZM10 43H13V42H10ZM17 43H15V44H17ZM20 43H22V42H20ZM63 43V42H62ZM72 43V42H71ZM117 43H118V45H116V47H118L119 46V42L117 41ZM117 43H115V44H117ZM1 44V43H0ZM22 44V45H23ZM84 44V45H85ZM114 44V45H115ZM2 45V44H1ZM49 45H51V44H49ZM57 45H59L58 43H56V47H57ZM61 45V44H60ZM80 45V44H79ZM81 45V46H82ZM124 45V44H123ZM48 46V45H47ZM101 46V45H100ZM104 46V45H103ZM108 46H110V44L108 45ZM113 46V45H112ZM10 47H12V45L11 46H9L8 47V50H9V48ZM69 47V46H68ZM72 47V46H71ZM87 47V46H86ZM102 47V46H101ZM4 48V47H3ZM3 48H0V49H3ZM51 48V47H50ZM85 48V47H84ZM120 48V47H119ZM121 48H123V47H121ZM47 49V48H46ZM74 49V48H73ZM81 47H80V52H78V53H80L81 54ZM100 49V51H104V47H102V49L101 48H99ZM117 49V48H116ZM8 50H6V51H8ZM28 50V49H27ZM69 50V49H68ZM83 50V49H82ZM92 51V48H90L89 49V51ZM118 50V49H117ZM116 50V51H117ZM121 50H123V49H121ZM3 51V50H2ZM5 51V50H4ZM3 51V52H4ZM105 51H108V50H105ZM104 51V52H105ZM18 52V51H17ZM32 52V51H31ZM30 52V53H31ZM38 52V51H37ZM88 52V49L86 50V51H84V53H87ZM94 50L92 51V54L94 55ZM103 52V53H104ZM14 53V52H13ZM21 54H22V52H20ZM19 53V54H20ZM98 53H99V51H98ZM121 53V51L119 50V54ZM202 53V52H201ZM205 53V52H204ZM1 54V53H0ZM7 54V53H6ZM27 54V53H26ZM34 55H35V53H33ZM49 54V53H48ZM59 54H60V52H59ZM62 54V53H61ZM68 54V53H67ZM75 53L73 52V54H72V56L74 55ZM79 54V55H80ZM88 54V53H87ZM96 54V53H95ZM105 54H107V52H105ZM206 54V53H205ZM1 55H3V54H1ZM5 55V54H4ZM3 55V57L6 59V55L4 56ZM47 55V54H46ZM63 55V54H62ZM78 55V56H79ZM101 55V57H102V54H100ZM21 55H19L18 57H20ZM22 56H24V58L27 60V61H25V62H30L29 60H28V58L25 56V55H22ZM41 56V55H40ZM44 56V55H43ZM50 56V55H49ZM58 56V55H57ZM74 56H76V54L74 55ZM85 56V54H83V58H86V57H84ZM87 57H88V55H86ZM90 57H91V55H89ZM97 56V55H96ZM118 56H120V55H118ZM143 56H144V54H143ZM14 57H15V60H16V55L14 54V56H12V59L13 60H10V63L12 64V62L14 61L15 62V60H14ZM38 57V56H37ZM59 57H61V56H59ZM68 57V56H67ZM90 57H88V58H90ZM103 57H104V55H103ZM136 57V56H135ZM134 57V58H135ZM145 57V56H144ZM3 58V59H4ZM23 58V57H22ZM41 58V57H40ZM43 58V57H42ZM41 58V59H42ZM46 57H44V59H45ZM51 58V57H50ZM88 58H86V59H88ZM106 58H108L107 56H106ZM105 58V59H106ZM150 58V57H149ZM11 59V58H10ZM24 59V60H25ZM37 60H39L38 58H36ZM79 59V58H78ZM86 59H84V60H86ZM97 59V58H96ZM96 59H95V61H96ZM6 60H9V56H8V58L6 59ZM6 60H4L3 61V64H5V62H6ZM31 60V59H30ZM43 60V59H42ZM59 60V59H58ZM57 60V61H58ZM60 60H62V57H61V59ZM60 60H59V63L55 60V58H54V60H50V63H49V68L51 67V64L52 65H54L55 64V62L54 63H52L53 61H56V67H57V63L58 64H60ZM84 60H83V62L82 63H84ZM92 60H94V59H92ZM92 60H90L91 62H92ZM98 60V59H97ZM100 60V59H99ZM99 60H98V62H99ZM107 60V59H106ZM105 60V61H106ZM18 61V62H17ZM17 63H16V65L17 64H19L20 62V60H19V58L17 59ZM22 61V60H21ZM63 62H64V60H62ZM104 61V60H103ZM102 60L100 61V62H102V63H104L105 64V62H103ZM149 61L150 60H147L146 61V63L147 64H149ZM156 61H157V59H156ZM9 62V61H8ZM6 63V64H9V63ZM37 62V61H36ZM43 62H45V63H47L45 60H43ZM88 62V61H87ZM87 62H85L84 64H86ZM97 62V61H96ZM160 63L159 64H161V60L159 61ZM2 63V62H1ZM15 63H14V65H15ZM22 63V62H21ZM21 63H20V65H21ZM42 63V62H41ZM66 63V62H65ZM69 63V62H68ZM107 64H106V66L107 65H109L110 66V64H108V62H106ZM137 63V62H136ZM146 63H145V65H146ZM152 63V62H151ZM156 63V62H155ZM5 64V65H6ZM48 64V63H47ZM71 64V63H70ZM92 64H94L93 62H92ZM104 64H103V67H106V66H104ZM158 64V63H157ZM210 64V63H209ZM19 65V66H20ZM26 65V64H25ZM31 67L33 66V65H31V64H29ZM63 65V64H62ZM83 65V64H82ZM95 65H97V63L95 64ZM99 65V64H98ZM94 66V67H97L98 68V70L101 68H99V66ZM100 65H101V63H100ZM136 65V64H135ZM150 65V64H149ZM162 65V64H161ZM164 65V64H163ZM9 67H10V65H8ZM42 66V65H41ZM39 67L40 68V70L38 69V71H41V68L42 67ZM59 66H61V65H59ZM77 66V65H76ZM84 66V65H83ZM156 66H158V65H156ZM174 66V65H173ZM0 67H3L2 65H0ZM5 67V66H4ZM7 67V66H6ZM47 67H48V65H47ZM65 67V66H64ZM67 67V66H66ZM81 67V66H80ZM86 67V66H85ZM88 67V66H87ZM90 68H92L91 67V64H90V66H89ZM138 67V66H137ZM146 67V66H145ZM160 67V66H159ZM167 67V66H166ZM165 67V68H166ZM11 68V67H10ZM35 68L36 69H34V68H31V69H33L34 70V72L37 70V67L35 66ZM69 68L71 69V66H69ZM73 68H74V65H73ZM72 68V69H73ZM84 68V67H83ZM83 68H80V70H82ZM97 68H96V70H97ZM110 68H112V66H110ZM110 68H109V70H110ZM142 68H144V66L142 67ZM169 68H171V67H169ZM9 69V68H8ZM23 70L24 69H26V68H22ZM28 69V68H27ZM26 69V70H27ZM48 69V68H47ZM51 69H52V67H51ZM54 69V68H53ZM52 69V70H53ZM57 69V68H56ZM75 69V68H74ZM85 69H88V68H85ZM85 69H83L82 70V72L83 71H85ZM103 69V71L104 70H107L108 71V69H107V67H106V69H104V68H102ZM167 69V68H166ZM166 69H164V70H166ZM172 69V68H171ZM174 69V68H173ZM176 69V68H175ZM12 70V69H11ZM30 70V68L27 70V71H29ZM55 70V69H54ZM58 70V72H59V70L60 69H57ZM62 70V69H61ZM80 70H79V72H80ZM160 70V69H159ZM163 70V69H162ZM170 70V69H169ZM209 70V69H208ZM247 70V71H248ZM21 71V70H20ZM26 71V72H27ZM31 71V70H30ZM29 71V72H30ZM37 71V72H38ZM91 71H95L94 70V68H92V70ZM128 72H129V69L127 70ZM149 71H151V70H149ZM161 71V70H160ZM167 71V70H166ZM183 71V70H182ZM15 72H18V71H15ZM22 72H24V71H22ZM29 72H27V75L29 74H31V72L29 73ZM63 72V71H62ZM78 72V73H79ZM81 72V74H84L85 75V73H82ZM89 73V69H88V71H86V74H88ZM93 72H91V73H93ZM100 72V73H99ZM99 72H97V75L98 74H101V69L99 70ZM110 72V71H109ZM131 72V71H130ZM129 72V73H130ZM144 72H145V74H146V72H148V70H144ZM152 72V71H151ZM170 71H168V72H166V73H169ZM69 73H71V75L69 74ZM72 73H73V75H74V70H73V72H69V70H68V73H67V71H66V73L65 74H69L70 76H72ZM91 73H89V74H91ZM126 73V72H125ZM124 73V74H125ZM132 73V72H131ZM130 73V74H131ZM141 73H143V72H141ZM230 73V72H229ZM238 73V72H237ZM33 74V73H32ZM36 74V73H35ZM58 74V73H57ZM61 74V73H60ZM59 74V75H60ZM128 75V77H126V79L124 80V83H125V86H128V83H129V81H130V78L129 77H131L132 75ZM21 75V74H20ZM51 75H53L54 76V74H52L51 73ZM75 75H76V73H75ZM83 75V76H84ZM103 75H105L106 76V74L104 73ZM22 76H24V75H22ZM61 76V75H60ZM63 76V75H62ZM65 76H66V78H65ZM70 76H68V75H64L62 78H63V81H66V80H64V78L65 79H68L67 77H70ZM80 76V74L78 75V77ZM83 76L81 77V79H80V77H79V79L80 80H85L86 78H83ZM95 76H96V74H95ZM99 76V75H98ZM101 76V75H100ZM100 76H99V78H100ZM105 76H103L102 77V79L103 80H105ZM122 76V75H121ZM120 76V77H121ZM126 76V75H125ZM145 76V75H144ZM143 76V77H144ZM25 77H27V76H25ZM32 77V78H31ZM41 77V76H40ZM40 77H38V78H40ZM58 77V76H57ZM73 77V76H72ZM72 77H70L69 79L71 80V78ZM76 77H77V75H76ZM77 77V78H78ZM85 77H87L86 75H85ZM118 76H116V78H117ZM138 77V76H137ZM140 77V76H139ZM142 77V76H141ZM140 77V78H141ZM34 78V79H33ZM42 78V77H41ZM56 77H54L53 79H55ZM74 78V77H73ZM98 78V77H97ZM98 78V79H99ZM145 78V77H144ZM26 79V78H25ZM32 79H33V81H32ZM101 79V78H100ZM102 79H101V81L100 82H98V80H96L97 82H98V84H97V88H99L98 87V85L99 84H102L101 82H102ZM107 79V78H106ZM122 79H124V78H122ZM121 79V80H122ZM29 81H31V82H29L30 84H31V86H33L34 84H32V82L33 83H35V81H36V79H35V77L34 76H30V79H28ZM60 80V81H59ZM94 81L95 79H90L89 81L91 82V81ZM117 80H119V78H117ZM121 80H119V81H121ZM136 80V79H135ZM141 80V79H140ZM37 81H39V80H37ZM36 81V82H37ZM44 81H46V80H44ZM58 82H60L61 83V79H58L57 80ZM63 81H62V83H63ZM68 81V80H67ZM87 81H88V77H87ZM87 81H85V82H87ZM40 82V81H39ZM54 82V81H53ZM80 82V81H79ZM84 82V81H83ZM80 83V84H82L81 85V87H82V89L80 88L78 91H75V92H80V90L82 91L83 90V87H86V86H89V84L87 85L86 83V86L84 85V83ZM105 82V81H104ZM165 82H168V80L167 81H165ZM164 82V83H165ZM92 83V82H91ZM95 83V82H94ZM134 83V82H133ZM177 83V82H176ZM40 84V83H39ZM68 84H70V83H68ZM76 84H77V82H76ZM80 84H78V85H80ZM96 84L93 86L92 85V87H95L96 86ZM105 84V83H104ZM139 83L137 82V86L139 87V85L141 86V83L138 85ZM173 84V83H172ZM41 85H42V83H41ZM51 85V84H50ZM50 85L49 86H47V87H50ZM62 85H64V83L63 84H61V86ZM73 85V84H72ZM133 85V84H132ZM242 85V84H241ZM104 88H102L103 90H104V93L106 94V92H105V86L104 85H102ZM134 86H136V85H134ZM41 87H43V85L41 86ZM45 87V86H44ZM137 87V88H138ZM153 87V86H152ZM26 88V87H25ZM46 88V87H45ZM76 88V87H75ZM74 88V90H77V89H75ZM100 88H101V86H100ZM128 88H129V86H128ZM137 88H135V89H137ZM140 88V87H139ZM36 89H38V88H36ZM91 88H89V90H90ZM131 89V88H130ZM208 89V88H207ZM69 91H70V89H68ZM72 90V89H71ZM85 90V89H84ZM83 90V91H84ZM88 90V89H87ZM92 90V89H91ZM95 90V89H94ZM97 90V89H96ZM57 91H59V90H57ZM99 91V92H98ZM155 91H157V90H155ZM161 90H159L158 92H160ZM164 90H162L161 91V93L163 92ZM61 92V91H60ZM73 93H75L74 91H72ZM85 92H87V91H85ZM94 92V91H93ZM96 92V91H95ZM94 92V93H95ZM97 92L98 93H100V92H102L101 90H97ZM140 92V91H139ZM139 92H138V94H139ZM152 92V91H151ZM69 93V92H68ZM70 93H71V91H70ZM108 93V92H107ZM141 93V92H140ZM164 93V92H163ZM171 93V92H170ZM14 94H15V89H14V86H13V84L11 83V81L9 80V79H5V78H0V218L1 219H3L4 220V222H5V224H6V226L7 227H5L4 225H3V227H4V229L6 230V231H8L9 230V228H11V229H13L14 231H15V233L17 232V235L19 234L20 235V237L19 238H22V239H27L26 241H27V243H28V245L30 246V247H32V248H34V250L36 249L37 251L36 252H38L42 257H43V260H46V259H48L47 257V254L49 253V254H51V258L55 261V262H57V264H89V260H88V256H87V252H86V250H87V248H86V246H85V243H87L88 242V240H86L87 242H85L84 243V239H82L84 236H85V234H86V232L87 233H89L88 235V237L90 238V239H92V240H95V241H99V239L102 237V235H103V232H104V229L106 228V226H107V219H108V217L109 216H111L112 214L110 213V211H111V209L106 205V204H103V203H100V206H99V209L97 210V212L93 215V216H91L90 217V215H91V213H92V210H93V206L95 205V203L93 202V204L90 206V207H86V209H84V205H82L80 202H77V201H74V199H73V197H72V192H70L69 190H68V185H67V182H65L64 180H62L61 179V176L59 175V171H58V168L56 167V168H53L51 171H48V165H49V163L53 160V157L51 156V155H48V151L45 149V150H43V149H37V147H35V144H34V140H33V138H32V136H31V134L33 133V131H34V126L32 125V124H30V123H27V124H25V123H23L21 120H17V118L15 117V115L12 113V114H10L9 113V110L11 109V108H14L13 107V105L11 104V102H10V100H11V98H12V96H14ZM56 94H57V92H56ZM80 94V93H79ZM102 94H103V92H102ZM112 94H114V93H111V96H112ZM136 94V93H135ZM174 94V93H173ZM76 95V94H75ZM75 95H74V97L72 96V94L71 95H69V97L70 98H72L73 97V99L75 98ZM96 95V94H95ZM95 95H93V96H95ZM98 95V94H97ZM97 95L94 97L95 99H96V97H97ZM115 95V94H114ZM67 96H68V94H67ZM67 96H66V98H67ZM72 96V97H71ZM81 96H82V94H81ZM80 96V97H81ZM83 96H85V99H86V97L88 98V96H87V94L86 95H83ZM92 96V97H93ZM107 96H109V94H107ZM136 96H137V94H136ZM169 96V95H168ZM32 96H30V98H31ZM78 97V96H77ZM77 97H76V99H77ZM89 97H91V96H89ZM113 97H115V96H113ZM140 97V96H139ZM143 97H144V95H143ZM143 97H141V100H144V99H142ZM29 98V99H30ZM53 98V97H52ZM64 98H65V96H64ZM65 98V100H69V98L68 99H66ZM79 98V97H78ZM116 98H117V96H116ZM16 99V98H15ZM49 99V98H48ZM73 99H70V100H73ZM84 98L82 97V99L80 98L79 99V101L80 100H83ZM89 99V98H88ZM97 99H99V98H97ZM100 99H103L102 97L100 98ZM99 99V100H100ZM115 99V98H114ZM118 99H120L119 97H118ZM118 99H117V102H118ZM64 100V101H65ZM91 100V99H90ZM49 101H50V99H49ZM64 101H63V105H66L67 104V102L66 103H64ZM97 101V103H98V100H96ZM100 101H102V100H100ZM114 101H116V100H114ZM127 101V100H126ZM154 101V100H153ZM186 101V100H185ZM185 101H184V103H185ZM237 101V100H236ZM46 102H48V101H46ZM53 102V101H52ZM105 102V101H104ZM117 102H116V104H117ZM142 102V101H141ZM144 102V101H143ZM156 102V101H155ZM45 103V102H44ZM49 103V102H48ZM54 103L55 102H53V103H50V105L51 104H53L54 105ZM72 103H74V102H72ZM100 103H102L103 104V102H100ZM112 103V102H111ZM124 103V102H123ZM130 103V102H129ZM137 103V102H136ZM139 103H140V101H139ZM139 103H138V105H139ZM225 103V102H224ZM60 105H59V107H60V109L61 110H58L59 109V107H58V109H56L57 111H64L65 109H62L61 108V103H59ZM70 104H71V102H70ZM70 104H67V105H70ZM75 104V103H74ZM77 104V103H76ZM93 104V103H92ZM91 104V105H92ZM94 104H96V103H94ZM93 104V105H94ZM113 104V103H112ZM122 104V103H121ZM126 104H127V102H126ZM56 105V104H55ZM62 105V106H63ZM79 104H77L76 106H78ZM99 105V104H98ZM118 105V104H117ZM193 105V104H192ZM198 105V104H197ZM72 106H74L73 104L72 105H70V106H68V107H70V109L68 108V110L70 111V110H72L71 108H73L74 109V107H76V106H74V107H72ZM95 106V105H94ZM93 106V107H94ZM102 106V105H101ZM127 106H129V104L127 105ZM131 106V105H130ZM239 106H240V104H239ZM51 107V106H50ZM64 107H67V106H64ZM80 107V106H79ZM82 107V106H81ZM81 107L80 108H77L76 107V109H79V110H81ZM98 107V106H97ZM111 107V106H110ZM120 107V106H119ZM125 107V106H124ZM123 107V108H124ZM132 107H134L133 105H132ZM131 107V108H132ZM198 107L199 106H197V107H195V109H197V111L199 110L198 109ZM52 108V107H51ZM55 108V107H54ZM122 108V109H123ZM53 109V108H52ZM99 109V108H98ZM113 109V108H112ZM112 109H109L110 111L112 110ZM121 109V108H120ZM124 109H127V108H124ZM128 109H130V107H128ZM34 110V109H33ZM55 110V109H54ZM79 110H78V112H79ZM93 110V109H92ZM119 110V109H118ZM203 110H204V108H203ZM66 111L67 110H65V115H62V113L63 112H61V113H59L60 114V116H64V119L65 118H67V117H65L66 116V114H68L69 112L67 111V113H66ZM72 111H74L73 113L75 114H73L72 113ZM70 113H72L73 114V117H77V116H79L78 115V113H77V115H76V113L75 112H77V110L75 111V110H72ZM87 111V114L89 113V112H91V110L89 111V110H86ZM89 111V112H88ZM99 111V110H98ZM126 111V110H125ZM191 111H192V109H191ZM190 111V112H191ZM200 111V110H199ZM205 112H206V110H204ZM234 111V110H233ZM33 112H35V111H33ZM37 112V111H36ZM80 112H82V110L80 111ZM79 112V113H80ZM107 111H105L104 113H106ZM120 112V111H119ZM118 112V113H119ZM128 112V111H127ZM232 112V111H231ZM92 113V112H91ZM96 113V112H95ZM114 113V112H113ZM194 113V112H193ZM202 113H204V112H202ZM216 113V112H215ZM34 114V113H33ZM59 114L57 115H55V114H53L52 116L54 117V115H55V117L57 116L58 117V119L60 118L59 117ZM64 114V113H63ZM72 114H71V116H72ZM93 114H94V112H93ZM115 114V113H114ZM113 114V115H114ZM120 114V113H119ZM123 114V113H122ZM134 114V113H133ZM133 114H132V116H133ZM192 114V113H191ZM81 115V114H80ZM111 115H112V113H111ZM128 115V114H127ZM193 115L194 114H192V117H193ZM198 115V114H197ZM33 116V115H32ZM31 116V117H32ZM94 116H97V115H95L94 114ZM186 116V115H185ZM190 116V115H189ZM199 116H201V112H200V115ZM30 117V118H31ZM54 117V118H55ZM57 117H56V119H57ZM89 117V116H88ZM136 117H138V116H136ZM135 117V118H136ZM62 118V117H61ZM59 119L60 121L62 120V119ZM68 118H71L70 116L68 117ZM67 118V120H64V121H69V122H72V119L71 120H69ZM101 117H99V119H100ZM113 118H115V117H113ZM116 118H117V116H116ZM123 118V117H122ZM122 118H119L120 120H122ZM139 118V117H138ZM178 118V117H177ZM187 118V117H186ZM190 118V117H189ZM213 118H215L216 119V116H214ZM212 118V119H213ZM220 118V117H219ZM218 118V119H219ZM222 118H224V117H222ZM221 118V120H224V119H222ZM33 119V118H32ZM75 120H76V118H74ZM78 119V118H77ZM86 119H87V117H86ZM86 119H84L85 121H86ZM103 119V118H102ZM108 119V118H107ZM106 119V120H107ZM119 119H114V120H118L116 123H121V122H119ZM183 119H185V118H183ZM202 119V118H201ZM204 119V118H203ZM227 119V118H226ZM35 120H37V119H35ZM79 120H80V117H79ZM83 120V121H84ZM104 120V119H103ZM109 120H110V118H109ZM113 120V121H114ZM178 120V119H177ZM180 120H181V118H180ZM187 120H189V119H187ZM198 120V119H197ZM200 120V119H199ZM32 121H34V119L32 120ZM31 121V122H32ZM100 121H102V120H100ZM133 121H136L135 119H133ZM138 121H140V119L138 120L137 119V122ZM152 121V120H151ZM183 121V120H182ZM191 121V120H190ZM192 121H193V119H192ZM195 121V120H194ZM35 122V121H34ZM57 122H58V120H57ZM62 122V121H61ZM60 122V123H61ZM66 122V123H67ZM68 122V123H69ZM107 122H109V121H107ZM122 122H124V121H122ZM137 122H135L134 124H136ZM141 122V121H140ZM139 122V123H140ZM147 122V121H146ZM148 122H149V120H148ZM187 122V121H186ZM203 122V121H202ZM201 122V123H202ZM227 122V121H226ZM225 121H224V123H226ZM59 123V122H58ZM74 123H76V121H74ZM80 123V122H79ZM86 124L88 123V121L87 122H85ZM106 123V122H105ZM105 123H103L102 122V124H105ZM129 123V122H128ZM184 123V122H183ZM192 123V122H191ZM194 123H196V122H193V124ZM56 124V123H55ZM61 124H63V122L61 123ZM65 124V123H64ZM70 124V123H69ZM69 124H68V126H69ZM81 124H83V123H81ZM108 124V123H107ZM110 124H111V122H110ZM130 124H132V120H131V122L129 123V124H127V125H129L130 126ZM165 124V123H164ZM168 124V123H167ZM167 124H165V125H167ZM170 124V123H169ZM182 124V123H181ZM199 124V123H198ZM71 125V124H70ZM72 125H74L73 124V122H72ZM71 125V126H72ZM78 124H76V126H77ZM112 125V124H111ZM111 125H109V128H110V126ZM124 125H126L125 123H124ZM123 125V126H124ZM142 125H144V123L142 124ZM142 125H141V123H140V127H141V129H143V130H141L142 131V134H143V132L145 133V130H144V126H143V128H142ZM151 125H152V123H151ZM195 125V124H194ZM88 126V125H87ZM104 126V125H103ZM107 126V125H106ZM139 126V125H138ZM138 126H136L137 127V129L139 130V128H138ZM147 126V125H146ZM168 126V125H167ZM184 126V125H183ZM231 126V125H230ZM56 127V126H55ZM62 127V126H61ZM70 127V126H69ZM73 127V126H72ZM74 127H75V125H74ZM79 127V126H78ZM89 127V126H88ZM88 127H86V128H88ZM108 127V126H107ZM117 127V126H116ZM126 127V126H125ZM177 127V126H176ZM176 127H174V129L176 128ZM194 127V126H193ZM197 127H200V126H197ZM53 128H54V126H53ZM53 128H51V130H53ZM58 128H60V127H58ZM65 128V127H64ZM68 128V127H67ZM71 128V127H70ZM70 128L68 129V130H70ZM81 128V127H80ZM80 128H78V131H79V129ZM86 128L84 127V124H83V129L84 130H86ZM100 128H104V127H100ZM130 128H132L131 126H130ZM167 128V127H166ZM168 128H170V127H168ZM212 128V127H211ZM210 128V129H211ZM73 129V128H72ZM82 129V130H83ZM108 129V128H107ZM115 129V128H114ZM117 129V128H116ZM172 129V128H171ZM173 129V130H174ZM177 129V128H176ZM184 130H185V128H183ZM194 129H197L196 127L194 128ZM193 129V130H194ZM199 129L200 128H198L197 130L199 131ZM226 129H227V127H226ZM58 130V129H57ZM82 130H80L83 134H85L84 133V131H82ZM99 130V129H98ZM103 130V129H102ZM104 130H106V128L104 129ZM104 130H103V134H105L106 135V133L104 132ZM111 130V129H110ZM112 130H113V127H112ZM119 130H123L122 128H120L119 127ZM128 130H130L129 129V127H128ZM127 129H124V131H128ZM132 130H133V128H132ZM132 130H130V133H132ZM137 130V131H138ZM197 130H195L196 132H197ZM39 131V130H38ZM62 131V130H61ZM71 131V130H70ZM79 131V132H80ZM88 131V130H87ZM109 131V130H108ZM115 131V130H114ZM117 131V135H120L121 134V132L122 131H118V129L116 130ZM133 131H136L135 129L133 130ZM136 131V132H137ZM140 131V132H141ZM194 131V132H195ZM210 131H212V130H210ZM55 132V131H54ZM53 132V133H54ZM66 132H68L67 130H66ZM72 132V131H71ZM75 132V131H74ZM118 132H120L119 134H118ZM136 132L134 133V134H136ZM190 132V131H189ZM192 132V131H191ZM62 132H60V134H61ZM70 133V132H69ZM75 133H77V132H75ZM75 133H73L74 135H76ZM101 133V132H100ZM99 133V134H100ZM116 133V132H115ZM186 133H187V130H186ZM198 133L199 132H197V136H198ZM72 134V133H71ZM72 134V135H73ZM86 134H87V132H86ZM99 134H98V136H97V139H98V137H99ZM102 134V138H101V136L99 137V138H101L100 139V141L99 142H101V140H103V138H105L104 140H106L107 139V137L109 138V140H110V137H109V135H106L105 137H104V135ZM137 134H138V132H137ZM151 134V133H150ZM149 134V135H150ZM173 134V133H172ZM178 134V133H177ZM195 134V133H194ZM54 135V134H53ZM101 135V134H100ZM131 135H133V133L132 134H130V136L129 137H127V136H125V132L123 133V137H124V139H123V143H125L124 142V140H126L125 139V137L126 138H132V136ZM146 135V134H145ZM174 135H176V134H174ZM79 136H80V134H79ZM83 136H85V135H83ZM87 136V135H86ZM85 136V137H86ZM114 136V135H113ZM136 136V135H135ZM138 136V135H137ZM136 136V137H137ZM139 136L141 137V135H140V133H139ZM147 136V135H146ZM152 136V135H151ZM159 136H161V134L159 135ZM173 136V135H172ZM177 136V135H176ZM71 137V136H70ZM76 137V136H75ZM119 137H121V135L119 136ZM149 137V136H148ZM183 137V136H182ZM191 137V136H190ZM193 137V136H192ZM192 137H191V139L189 138V141L188 140H186V141H188V142H190V140H192ZM216 137V136H215ZM77 138H78V136H77ZM81 138V137H80ZM92 138V137H91ZM116 138H117V136H116ZM139 138V137H138ZM142 138V137H141ZM140 138V139H141ZM143 138H144V134H143ZM146 138V137H145ZM151 138V137H150ZM162 138V137H161ZM194 138V137H193ZM85 139V138H84ZM96 139V140H97ZM120 138H118V140H119ZM136 139V138H135ZM139 139V141H141ZM155 139H159L158 138V136H157V138H155ZM155 139L153 140V139H151L152 141H155ZM178 139H179V137H178ZM181 139V138H180ZM186 139V138H185ZM197 139V138H196ZM207 139V138H206ZM223 139V138H222ZM52 140H53V138H52ZM82 140V139H81ZM91 140V139H90ZM112 140V139H111ZM110 140V141H111ZM122 139H120V141H121ZM127 140H129V139H127ZM134 140V139H133ZM133 140H129L128 142L130 143V144H132L133 143ZM142 140H144V139H142ZM147 140V139H146ZM150 140V141H151ZM160 140V139H159ZM163 140V139H162ZM181 140H184V139H181ZM216 140V139H215ZM220 140H221V138H220ZM229 140H230V138H229ZM50 141V140H49ZM77 141V140H76ZM86 141H87V139H86ZM107 141V140H106ZM114 141V140H113ZM113 141H111L113 144H110L112 147H118L119 146V144H118V146H116L117 144L116 143H114ZM116 141H117V139H116ZM135 141H137V140H135ZM148 141H149V139H148ZM151 141V142H152ZM158 141V140H157ZM161 141V140H160ZM164 141V140H163ZM183 142V143H185V145H183L182 143V149L183 148H185V147H188L187 146V143L188 142ZM194 141H196V140H194ZM193 141V142H194ZM213 141H214V138H213ZM217 141V140H216ZM237 141V140H236ZM248 141V140H247ZM53 142H55V141H53ZM52 142V143H53ZM79 142V141H78ZM83 142V141H82ZM90 142H94V143H96V141L94 140H92V141H90ZM89 142V143H90ZM128 142H126V143H128ZM138 142V141H137ZM141 142H143V141H141ZM164 142H166V140L164 141ZM225 142V141H224ZM224 142H222L223 144H224ZM226 142H228L227 141V139H226ZM48 143H50V142H48ZM51 143V144H52ZM93 143V144H94ZM102 143V142H101ZM109 143V142H108ZM107 143V144H108ZM118 143H120L119 141H118ZM123 143H122V149L124 148V145L126 144H124L123 145ZM128 143V144H129ZM146 143V142H145ZM145 143L142 145V146H144L145 145ZM148 143V142H147ZM168 142H166V144H167ZM216 143H218V142H216ZM247 144H248V142H246ZM245 143V147L247 148V144ZM59 144H60V142H59ZM76 144V143H75ZM90 144H92V143H90ZM97 144H98V142H97ZM105 145H103V146H106V143H104ZM114 144H115V146H114ZM139 144V142L138 143H135V148H139V147H137L136 145H138ZM158 144H160L161 145V143H159V141H158ZM165 144V145H166ZM180 144V145H181ZM196 144H197V142H196ZM229 144V143H228ZM231 144H232V142H231ZM57 145V144H56ZM95 145V144H94ZM100 146H101V144H99ZM109 145V146H110ZM134 143L132 144V146L131 145H125V146H128V149L129 148H133L134 146ZM149 145H153V143L152 144H150L149 143ZM165 145H163L162 144V146H164L165 147ZM168 145V144H167ZM166 145V146H167ZM215 145V144H214ZM225 145V144H224ZM234 145V144H233ZM249 145V144H248ZM89 146V145H88ZM88 146H87V148H88ZM97 146V145H96ZM130 146V147H129ZM147 146V145H146ZM154 146V145H153ZM162 146H160V148H159V150L161 149V150H163L164 148L162 147ZM185 146V147H184ZM228 146V145H227ZM92 147V146H91ZM159 147V146H158ZM169 147L170 148H172L173 147V145L172 146H169L168 145V148L167 149H169ZM221 147H223V146H221ZM239 147V146H238ZM56 148V147H55ZM54 148V149H55ZM96 148V147H95ZM94 148V149H95ZM101 148H102V146H101ZM108 148H111V147H108ZM192 149H193V147H191ZM191 148H189L188 147V151H187V148H186V152H189V150L191 149ZM195 148V147H194ZM229 148V147H228ZM227 148V149H228ZM231 148H232V145H231ZM53 149V148H52ZM90 149V148H89ZM98 149V148H97ZM96 149V150H97ZM107 149V148H106ZM104 149L105 151H107V150H109V149ZM111 149H113V148H111ZM110 149V150H111ZM118 149H119V147H118ZM118 149H115V150H118ZM127 149V151H130V150H128ZM144 149H146L145 147H144ZM147 149H148V147H147ZM149 149H151L150 147H149ZM153 149V148H152ZM167 149H165L166 151H169V150H167ZM174 149V148H173ZM209 149H212V147L210 148V147H208V150ZM219 149V148H218ZM227 149H223V150H227ZM242 149V148H241ZM57 150V149H56ZM91 150V149H90ZM96 150H94L95 152H96ZM141 150V149H140ZM180 150V149H179ZM179 150H178V152H179ZM184 150V149H183ZM202 150V149H201ZM222 149L220 150V151H223ZM69 151V149L67 150V152ZM93 151V150H92ZM92 152L91 154H93L94 156L96 155V154H98V152L100 151L101 152V150H99L96 154H94L95 152ZM103 151V150H102ZM104 151V153H106ZM113 151V150H112ZM124 151H126L125 150V148H124ZM123 151V152H124ZM126 151V154H124L123 156H120L119 155V157H121V158H123V160H124V158H127V156H132V154L130 155H128V152ZM134 151H137V149L135 150H133V156L135 155V153H138V151L137 152H135L134 153ZM147 153L145 154V153H143V155H142V159L143 158H145L146 156L145 155H147L148 154V152H149V150H145ZM165 151V152H166ZM191 151V150H190ZM192 151H194V150H192ZM210 151V150H209ZM218 151V150H217ZM216 151V152H217ZM244 151V150H243ZM51 152H52V150H51ZM54 152V151H53ZM90 152V151H89ZM114 152V151H113ZM116 152V151H115ZM120 152V151H119ZM130 152H132V150L130 151ZM154 152V151H153ZM163 152V151H162ZM182 152V151H181ZM186 152H184V153H186ZM198 152V151H197ZM247 152V151H246ZM109 153V152H108ZM107 153V154H108ZM111 153V152H110ZM149 153H151V152H149ZM193 153V152H192ZM220 154H221V152H219ZM243 153V152H242ZM69 154H71V153H69ZM112 154V153H111ZM117 154H120V153H117ZM154 154V153H153ZM194 154H195V151H194ZM202 154H205L204 152L202 153ZM202 154H200V156H202ZM218 154V153H217ZM219 154V157L221 156ZM244 154V153H243ZM64 155V157L66 156L65 154H63ZM89 155V154H88ZM99 155H104V157L102 156V158L105 160L106 158H107V156H105L106 154H103L102 152L100 153V154H98L96 157H98ZM127 155V156H126ZM150 155H152V154H149V155H147V158H148V160L150 159L149 157H150ZM163 155V154H162ZM191 155V154H190ZM196 155H197V153L195 154V156H193L192 155V158L191 159H189V160H192L194 157H196ZM198 155H199V152H198ZM223 155V154H222ZM249 155V154H248ZM62 156V155H61ZM137 156V155H136ZM135 156V157H136ZM152 156H154V155H152ZM199 156V157H200ZM204 156V155H203ZM202 156V157H203ZM217 156V155H216ZM63 157V158H64ZM90 157L91 156H89V160L87 161L88 163H90V161L92 162L93 160H92V158H91V160H90ZM99 157H101V156H99ZM110 159H111V162H113L114 163V161H113V157L115 158V154L113 153V157L110 155ZM119 157H117V159L119 158ZM129 157H128V159H129ZM140 157V156H139ZM138 157V158H139ZM157 157V156H156ZM198 157V156H197ZM209 157V156H208ZM84 158V157H83ZM131 158H133L134 159V157H131ZM137 158V157H136ZM140 158V159H141ZM160 158H161V156H160ZM188 158V157H187ZM229 158V157H228ZM65 159V158H64ZM66 159H67V157H66ZM82 159V158H81ZM96 159V158H95ZM99 159H101V158H99ZM98 159V160H99ZM140 159H137L138 161L140 160ZM153 158H151L150 160L151 161H153L152 160ZM156 160L155 161H157V158H155ZM158 159H159V156H158ZM178 159H183V158H177V156H176V160H178ZM198 160V162H197V160ZM195 160H196V162L197 163H200L199 162V160H201L200 158H196ZM244 158L242 157V160H243ZM97 160V159H96ZM102 160V159H101ZM120 160V161H119ZM118 160V162H121V163H123V162H125L126 163V160L125 161H121V159H119ZM145 161H147L146 159H144ZM149 160V161H150ZM162 160V159H161ZM185 160V159H184ZM188 160V161H189ZM195 160H193V162L195 161ZM84 161V160H83ZM109 161V164H111V162H110V160H109V155H108V160H105V162L107 163ZM132 161V162H131ZM131 161H128V163L130 162V167L131 168H135V167H137L136 165H134L133 163V161H135V160H131ZM143 161V160H142ZM150 161V162H151ZM202 161H204V159L203 160H201V162ZM102 163H103V160L101 161ZM116 162V161H115ZM118 162L117 163H115V164H118ZM148 163L149 165L150 164H152V163ZM154 162V161H153ZM164 162V161H163ZM178 163H179V161H177ZM177 162H175V163H177ZM241 162V161H240ZM252 162V161H251ZM87 163V164H88ZM92 163H95V162H92ZM99 163V162H98ZM127 163V164H128ZM166 163V162H165ZM177 163V164H178ZM181 163H183V162H181ZM180 163V164H181ZM185 163V162H184ZM62 164H63V161H62ZM85 164V163H84ZM87 164H85V165H87ZM100 164V163H99ZM104 164V163H103ZM126 164V165H127ZM133 166H135V167H132V165ZM157 164V163H156ZM155 164V165H156ZM161 164V163H160ZM231 164V163H230ZM263 164V163H262ZM120 165V164H119ZM140 165H142V164H140ZM145 164H143V166H141V168L142 167H144L145 168V166H144ZM148 165V166H149ZM154 164L152 165V166H155ZM165 166H166V164H164ZM187 165H188V163H187ZM202 165H203V163H202ZM201 164H199L198 166L200 167V166H202ZM205 165V164H204ZM232 165V164H231ZM91 166V165H90ZM96 166V165H95ZM106 166H108L107 168H109V166L110 165H108V164H106ZM116 166V169H115V171H113L112 170V172L114 173L115 172V174L118 172V166L117 165H115ZM121 166V168H119V171H121L122 169H124L125 170V166H124V168H122V164L120 165ZM146 166H147V164H146ZM160 166V165H159ZM181 166H182V164H181ZM190 166V165H189ZM51 167V166H50ZM98 167H99V165H98ZM118 167V168H117ZM128 167H129V164H128ZM129 167V168H130ZM151 167V165L149 166V168ZM156 167H157V165H156ZM172 167V166H171ZM203 167V166H202ZM201 167V168H202ZM233 167V166H232ZM232 167H230V168H232ZM246 167V166H245ZM85 168V167H84ZM101 169L102 168H104V167H100ZM99 168V169H100ZM146 168H148V167H146ZM157 168H159V167H157ZM164 168V167H163ZM175 168H177V167H175ZM183 168H185V167H183ZM189 167H187L186 169H188ZM200 168V169H201ZM209 168V167H208ZM234 168V167H233ZM242 168H244V167H242ZM75 169V168H74ZM87 169H89V168H87ZM93 169H95L94 167H93ZM99 169H97V171L99 170ZM105 169H106V167H105ZM127 169V168H126ZM136 169H138V167L137 168H135V170ZM160 169V168H159ZM165 169V168H164ZM163 169V170H164ZM167 169H168V167H167ZM180 169V168H179ZM197 169H198V167H197ZM218 169V168H217ZM235 169V168H234ZM241 169V168H240ZM239 169V170H240ZM71 170H73V169H71ZM116 170H117V172H116ZM129 170V169H128ZM126 171L127 173L128 172H130V171ZM135 170H134V172H135ZM140 170V169H139ZM152 170V169H151ZM170 170H171V168H170ZM169 170V172H171ZM181 170V169H180ZM183 170V169H182ZM181 170V171H182ZM189 170H190V168H189ZM215 170V169H214ZM223 170V169H222ZM228 170V169H227ZM239 170H237V171H239ZM242 170V169H241ZM85 171H89V170H86V168H85ZM109 171H110V169H109ZM133 171V170H132ZM138 171V170H137ZM136 171V172H137ZM144 171V170H143ZM150 171V170H149ZM153 171H155V168H154V170H152V172ZM158 171H160V170H158ZM174 171V170H173ZM181 171H178V173H180ZM184 171V170H183ZM193 171V170H192ZM199 171V170H198ZM202 171H203V169H202ZM217 171H219V170H217ZM229 171H231V170H229ZM236 171V172H237ZM253 171V170H252ZM259 171V170H258ZM83 172H84V170H83ZM94 172H95V170H94ZM93 172V173H94ZM105 172V171H104ZM140 172V171H139ZM138 172V173H139ZM199 172H201V170L199 171ZM207 172H209V171H207ZM215 172H216V170H215ZM222 172H224V171H222ZM250 172V171H249ZM39 173V174H38ZM88 173V172H87ZM86 172H85V174H87ZM126 173V174H127ZM142 172H140V174H141ZM144 173V172H143ZM145 173L146 174H150L151 173V171L150 172H148L147 173V171H145ZM144 173V174H145ZM160 173V172H159ZM158 173V174H159ZM163 173H164V176L165 177H167L165 174H167L168 173V171L167 172H164L163 171ZM174 172H172V174H173ZM176 173H177V170H176ZM186 172H184L183 174L184 175H186L185 174ZM198 173V172H197ZM197 173H196V175L195 176H197ZM233 173H235L234 171H233ZM95 174V173H94ZM97 174V173H96ZM108 174V173H107ZM118 174H119V172H118ZM125 174V176H127ZM131 174V173H130ZM132 174H134V173H132ZM131 174V180H133V178H136V177H134V175H132ZM140 174H139V177H141L140 176ZM172 174H170V175H172ZM188 174H190V171H189V173H187V175ZM193 174V173H192ZM191 174V175H192ZM205 174V173H204ZM204 174H201V175H204ZM224 174H225V172H224ZM223 174V175H224ZM236 174V173H235ZM137 175V174H136ZM160 175H162V174H160ZM170 175H168V179H170ZM186 175V176H187ZM226 175H227V173H226ZM241 175V174H240ZM96 176V175H95ZM94 176V177H95ZM100 176H103V175H100ZM128 176H129V173H128ZM149 176V175H148ZM148 176H147V178H148ZM176 176V174L174 173V178H176L175 177ZM190 176V175H189ZM195 176H193V177H195ZM205 176V175H204ZM220 176H222V175H220ZM220 176H218V177H220ZM225 176V175H224ZM224 176H222V177H224ZM228 176V175H227ZM226 176V177H227ZM234 176V175H233ZM235 176H237V175H235ZM238 176H239V174H238ZM78 177H80V176H78ZM82 177V176H81ZM109 177H110V179H111V176L109 175ZM108 176L107 177H105L106 179L107 178H109ZM115 177H116V175H115ZM138 177V176H137ZM151 177V176H150ZM163 177V176H162ZM172 177V176H171ZM172 177V178H173ZM178 177H179V175H178ZM225 177V178H226ZM261 177V176H260ZM100 178V177H99ZM105 178H103L104 180H106ZM113 178V177H112ZM118 178L119 177H116V179L118 180ZM129 178V177H128ZM129 178V179H130ZM173 178V179H174ZM180 178L182 179V178H184L185 179V176H181L180 175ZM192 178V177H191ZM196 178V177H195ZM194 178V179H195ZM201 179H202V177H200ZM206 178V177H205ZM221 178V177H220ZM236 179H237V177H235ZM110 179H108L107 180V182L108 181H112V179L110 180ZM120 179V178H119ZM125 179H126V177H125ZM125 179H123V180H125ZM138 178H136V181H138L137 180ZM152 179V178H151ZM151 179H150V181H151ZM156 179V178H155ZM154 179V181L156 182L157 180H155ZM172 179V180H173ZM177 179V178H176ZM186 179L189 181V179L186 177ZM201 179L199 180V181H201ZM230 179V178H229ZM229 179H226V180H228L229 181ZM236 179H235V181H236ZM250 179V178H249ZM248 179V180H249ZM261 179V178H260ZM82 180V179H81ZM80 180V181H81ZM113 180H115V178H113ZM149 180V179H148ZM160 180H161V178H160ZM163 180V182H164V179H162ZM162 180L161 181H159V183L160 182H162ZM171 179H170V181H172ZM179 180V179H178ZM183 180V179H182ZM207 180H210V179H207ZM220 180V179H219ZM218 180V181H219ZM224 180V179H223ZM247 180V179H246ZM247 180V181H248ZM264 180V179H263ZM79 181V182H80ZM84 181V180H83ZM83 181H81V182H83ZM94 181H95V178H94ZM119 181V180H118ZM118 181H116L115 180V182H116V184H118L119 185V183L121 184V180H120V182L118 183ZM153 181V180H152ZM166 181V180H165ZM180 181V180H179ZM216 181H217V179H216ZM218 181H217V183H218ZM233 181V180H232ZM96 182V181H95ZM103 182H105V181H103ZM107 182L106 183H104L105 185H107ZM128 182H131V181H128ZM175 182H177V181H175ZM197 183H195L194 185H197L198 186V180L196 181ZM203 183L204 182H206V180H203L202 181ZM231 182V181H230ZM238 182V181H237ZM255 182V181H254ZM260 182V181H259ZM83 183H85L86 184V182H83ZM102 183V182H101ZM110 183V182H109ZM123 183H126V182H123ZM131 183H133V182H131ZM157 183V182H156ZM165 183V182H164ZM167 183H168V180H167ZM167 183H165V185H167ZM173 183V182H172ZM171 183V184H172ZM208 183V182H207ZM207 183H205V184H207ZM258 183V182H257ZM256 183V184H257ZM38 184V186L37 187H35L36 185ZM81 184V183H80ZM92 184V183H91ZM95 184V183H94ZM94 184H92V185H94ZM96 184H97V182H96ZM100 184V183H99ZM126 184H128L129 185V183H126ZM170 184V183H169ZM170 184V185H171ZM177 184H179V183H177ZM177 184H175L174 185V183H173V185L171 186L172 188H173V186H175V190L178 188V186H177V188H176V185ZM186 185H188V184H190V183H188L187 184V182L185 183ZM184 184V185H185ZM211 185H212V182L210 183ZM255 184V183H254ZM254 184H252L253 186H254ZM256 184H255V186H256ZM259 184H261V183H259ZM263 184V183H262ZM113 185V184H112ZM151 185V184H150ZM158 185V184H157ZM160 185V184H159ZM161 185H162V183H161ZM164 185V184H163ZM165 185H164V187H165ZM185 185V186H186ZM200 186L202 185V184H199ZM209 185V184H208ZM211 185H209V186H211ZM220 185V184H219ZM226 185V184H225ZM233 185V184H232ZM231 185V186H232ZM250 184H248V186H249ZM82 186H83V184H82ZM82 186H81V188H82ZM88 186V185H87ZM104 186V185H103ZM111 186V185H110ZM113 186H115V183H114V185ZM133 186V185H132ZM146 186V185H145ZM189 186H193V185H189ZM199 186V187H200ZM205 186V185H204ZM214 187H217L216 185H213ZM230 186V185H229ZM237 186V185H236ZM247 186V187H248ZM262 187L264 186V185H261ZM90 187V186H89ZM94 187V186H93ZM106 187V186H105ZM116 187V186H115ZM121 188L123 187V186H120ZM159 187V186H158ZM184 187V186H183ZM196 187V186H195ZM198 187V188H199ZM206 187V186H205ZM223 187V186H222ZM257 187V186H256ZM259 187V186H258ZM33 188H35V189H33ZM95 188V187H94ZM93 188V189H94ZM96 188H98V186H96ZM102 188V187H101ZM121 188H118L119 190L121 189ZM125 188V187H124ZM124 188L123 189H121V191H120V193H122V195H125V194H123V190H124ZM129 188H130V185H129ZM146 188V187H145ZM150 188V187H149ZM160 188H161V186H160ZM159 188V193H161L160 192V189ZM167 187H165V189H166ZM194 188V187H193ZM208 188V187H207ZM206 188V189H207ZM219 188H220V186H219ZM228 188V187H227ZM231 188V187H230ZM92 189V191H95V190H93ZM98 189H100V188H98ZM110 189H112L111 187H110ZM108 190V191H111V190ZM113 189H114V187H113ZM117 189V188H116ZM127 189H128V187H127ZM127 189H125V190H127ZM135 189V188H134ZM154 189V188H153ZM171 189V188H170ZM181 189H182V185H181ZM185 189V188H184ZM189 189V188H188ZM190 189H192V188H190ZM202 189V188H201ZM205 189V188H204ZM210 189V188H209ZM232 189V188H231ZM246 189H248V188H246ZM260 189H262V188H260ZM85 190H86V188H85ZM124 190V192H126ZM136 190V189H135ZM162 190H164V188L162 189ZM174 190V191H175ZM180 190V189H179ZM193 191L194 190H196V189H192ZM191 190V192H193ZM199 190V189H198ZM223 190H225V189H223L222 188V191ZM228 190V189H227ZM227 190H226V194H227ZM238 190H240V189H238ZM92 191H90V192H92ZM96 191H98V190H96ZM101 191H102V189H101ZM100 191V192H101ZM103 191H104V189H103ZM102 191V192H103ZM150 191H152V190H150ZM149 191V192H150ZM170 191V190H169ZM172 191V190H171ZM170 191V192H171ZM197 191V190H196ZM204 191V190H203ZM213 192H214V190H212ZM232 191H234L235 192V189L234 190H232ZM244 191H245V188H244ZM243 191V192H244ZM101 192V194H103ZM104 192H107V191H104ZM113 192H115V191H113ZM130 192V191H129ZM132 192H133V190H132ZM132 192H130L131 194H133L134 195V193H132ZM135 192H137V191H135ZM163 192H165V191H163ZM169 192V193H170ZM186 192V191H185ZM184 191H183V193L184 194H186L187 196H188V194H190L191 192H190V190H188L187 191V193H185ZM211 192V191H210ZM209 192V193H210ZM231 192V191H230ZM248 192V191H247ZM251 192V191H250ZM252 192H253V190H252ZM251 192V193H252ZM255 192L257 193V191L255 190ZM258 192H260L259 190H258ZM98 194H99V192H97ZM111 193V192H110ZM119 193V192H118ZM119 193V195H121ZM147 193V192H146ZM151 193H153V192H151ZM171 193H175V192H171ZM170 193V194H171ZM178 193H181V190L180 191H177V193L176 194H178ZM182 193V194H183ZM199 193V192H198ZM202 193V192H201ZM229 193V192H228ZM264 193V192H263ZM87 194V193H86ZM92 194H93V192H92ZM95 194V193H94ZM98 194H97V196H98ZM126 194H127V192H126ZM137 194V193H136ZM148 194H150V193H147L146 194V196L148 195ZM183 194V195H184ZM207 194V193H206ZM234 193H232V195H233ZM240 194V193H239ZM243 194V193H242ZM253 194V193H252ZM260 194V193H259ZM113 195V194H112ZM115 196L117 195L116 193L114 194ZM156 195V194H155ZM161 195V194H160ZM165 195V194H164ZM164 195H161V197H163ZM167 195V194H166ZM208 195V194H207ZM224 195V194H223ZM238 195V194H237ZM244 196H245V194H243ZM243 195H241V196H243ZM255 195V194H254ZM261 195H262V193H261ZM264 195V194H263ZM101 196V195H100ZM103 196V195H102ZM107 196H108V193H107ZM127 197H128V199L127 200H130L129 198L131 197L130 195V197L128 196V195H126ZM139 196H141V195H139ZM176 196H180V195H175V197ZM194 196V195H193ZM215 196V195H214ZM229 196H230V193H229V195H228V198H229ZM257 197H258V199H259V196H258V194L256 195ZM255 196V197H256ZM92 197H94V195L92 196L91 195V199H92ZM124 197V196H123ZM122 197V198H123ZM134 197V196H133ZM172 199L174 198V196L172 197V196H170ZM183 197V196H182ZM200 197V196H199ZM204 197H206V196H204ZM218 198H220L219 196H217ZM223 197H225V196H223ZM222 197V198H223ZM235 198L237 197L236 195L234 196ZM262 197H264V196H262ZM262 197L260 196V199H262ZM112 198V197H111ZM110 197H109V199L112 201V199H111ZM119 197L117 196L114 200H116V199H118ZM121 198V199H122ZM150 198H152V197H150ZM168 198V197H167ZM170 198V199H171ZM179 198H181V197H179ZM195 198V197H194ZM193 198V199H194ZM203 198V197H202ZM227 198V197H226ZM232 198V197H231ZM245 198H246V196H245ZM141 199V198H140ZM139 199V200H140ZM161 199V198H160ZM175 200H176V198H174ZM173 199V200H174ZM191 199H192V197H191ZM190 199V200H191ZM198 199V198H197ZM215 199H216V197H215ZM225 199V198H224ZM248 199V198H247ZM253 199V198H252ZM251 199V200H252ZM264 199V198H263ZM119 200V199H118ZM117 200V201H118ZM137 199H135V201H136ZM142 200V199H141ZM140 200V201H141ZM147 200H148V198H147ZM152 200H155V197L153 196V198L152 199H150V201L152 202ZM166 200V199H165ZM172 200V201H173ZM185 200V199H184ZM187 200V199H186ZM199 200H201V199H199ZM240 200V199H239ZM257 200V199H256ZM116 201V202H117ZM120 201V200H119ZM140 201H138L137 200V202H140ZM146 201V200H145ZM161 201V200H160ZM177 201H179V200H177ZM182 202H183V200H181ZM189 201V200H188ZM194 201V200H193ZM197 201V200H196ZM196 201H194V202H196ZM203 201H205V200H203ZM219 201V200H218ZM216 202V203H219V202ZM233 201H234V199H233ZM232 200H230V202H233ZM236 201V200H235ZM258 201V200H257ZM257 201H256V205H257ZM110 202V201H109ZM112 202H114V201H112ZM133 203H134V201H132ZM151 202H150V204H151ZM162 202V201H161ZM170 202V201H169ZM192 202V201H191ZM190 202V203H191ZM194 202L192 203V204H194ZM201 202H202V200H201ZM200 202V203H201ZM209 202V201H208ZM208 202H207V204H208ZM222 202V204L225 202V201H221ZM243 202V201H242ZM252 202V201H251ZM264 201H262V203H263ZM140 203H142V202H140ZM146 203L147 202H145L144 204H145V206H146ZM160 203V202H159ZM158 203V204H159ZM166 203V202H165ZM164 203V204H165ZM172 203V202H171ZM186 203V202H185ZM197 203V202H196ZM198 203H199V201H198ZM212 203V202H211ZM215 203V202H214ZM225 203H227V202H225ZM236 203H241V200L238 202H236ZM236 203H234V204H236ZM244 203V202H243ZM247 203H249V201L247 202ZM259 203H260V201H259ZM261 203V204H262ZM138 204V203H137ZM148 204H149V200H148ZM147 204V205H148ZM153 204V203H152ZM163 204V205H164ZM202 204H203V202H202ZM206 204V205H207ZM233 204V203H232ZM234 204L232 205V206H234ZM252 204H254V202L252 203ZM117 206H118V204H116ZM123 205V204H122ZM140 205V204H139ZM142 205V204H141ZM166 205H167V203H166ZM175 205V204H174ZM191 205V204H190ZM199 205H201V204H199ZM208 205H210V203L208 204ZM216 206H222L220 203L217 205V204H215ZM215 205H211L212 207H215ZM226 205H228V204H226ZM226 205H223V207L224 206H226ZM231 205V204H230ZM259 205V204H258ZM136 206V205H135ZM150 206V205H149ZM160 206H161V204H160ZM159 206V208H163V207H160ZM170 206V205H169ZM168 206V207H169ZM182 206H184V205H182ZM196 206V205H195ZM229 206V205H228ZM239 206H241L240 204H239ZM249 206V205H248ZM255 206V205H254ZM261 206V205H260ZM116 207V206H115ZM119 207H121V206H118V208ZM128 207V206H127ZM130 207V206H129ZM138 207V206H137ZM137 207H135V208H137ZM148 207V206H147ZM147 207H145V209H147ZM165 208L167 207V206H164ZM172 207V206H171ZM194 206H192V208H193ZM201 207H203L202 205H201ZM231 207V206H230ZM236 207L238 208V206L236 205L235 207H234V209H236ZM245 207V210L247 209V207L246 206H244ZM243 207V208H244ZM252 207V206H251ZM264 207V206H263ZM118 208H117V210H118ZM141 208V207H140ZM149 208V207H148ZM173 208V207H172ZM181 208V207H180ZM191 208V207H190ZM199 208H200V206H199ZM209 208V210H210V208L211 207H208ZM207 208V209H208ZM217 207H215V209H216ZM220 208H222V207H220ZM227 208L228 207H226V211H228L227 210ZM255 208H259V207H255ZM114 209V208H113ZM116 209V208H115ZM124 209H126V208H124ZM141 209H144L143 208V206H142V208ZM194 209V208H193ZM191 210V212H194V210ZM196 209H198L197 207H196ZM201 209V208H200ZM207 209H201V211H204L205 210V212H206V210ZM218 209V208H217ZM242 209V208H241ZM153 210H155V209H153ZM164 210V209H163ZM184 210V209H183ZM187 210H189V209H187ZM208 210V211H209ZM230 210V209H229ZM244 210V209H243ZM242 210V211H243ZM251 210H252V208H251ZM114 211V210H113ZM120 211V210H119ZM118 211V212H119ZM141 211V210H140ZM140 211H138V213L140 212ZM145 211V210H144ZM196 211V210H195ZM210 211H212L213 212V209L212 210H210ZM215 211V210H214ZM218 211V210H217ZM232 211V210H231ZM236 211V210H235ZM235 211H233V212H235ZM238 211V210H237ZM241 211V210H240ZM241 211V212H242ZM248 211H250V209L249 210H246V214H247V212ZM124 213V211L122 210L121 211V213ZM143 212V211H142ZM146 212V211H145ZM165 213H166V210L164 211ZM180 212H182V211H180ZM185 212V211H184ZM188 212V211H187ZM197 212V211H196ZM120 213V212H119ZM123 213H122V215H123ZM137 213V212H136ZM179 213V212H178ZM198 213V212H197ZM211 212H208V213H206L207 214V216H205V214H203L204 216H203V218H207L208 217V214H210ZM214 213H216V212H214ZM219 213H220V211H219ZM222 213H223V210H222ZM225 213V212H224ZM223 213V214H224ZM227 213V212H226ZM262 213H263V211H262ZM125 214H126V212L124 213V216H125ZM166 214H168V213H166ZM171 214V213H170ZM169 214V215H170ZM174 213H172L171 214V216L173 215ZM181 214V213H180ZM189 214H191L190 213V211H189V213L188 214H186V215H188V218L190 219V217L189 216H191V215H189ZM222 214V215H223ZM228 214V213H227ZM227 214H225V216L227 215ZM241 214H243V213H241ZM249 214V213H248ZM264 214V213H263ZM113 215H114V213H113ZM130 216H131V218H132V215H133V213L131 212V214H129ZM128 215V216H129ZM138 215V214H137ZM136 215V216H137ZM142 215V214H141ZM160 216H161V214H159ZM201 215V214H200ZM212 215H213V213H212ZM216 215H217V213H216ZM233 215V214H232ZM250 216H251V214H249ZM262 215V214H261ZM117 216V215H116ZM118 216H120V215H118ZM123 216V217H124ZM139 216V215H138ZM137 216V217H138ZM159 216V217H160ZM162 216H164V214L162 215ZM161 216V217H162ZM181 215H179V217H180ZM198 216H199V213H198ZM218 216V215H217ZM224 216V215H223ZM234 216V215H233ZM243 216H245V215H243ZM242 216V217H243ZM122 217V218H123ZM127 217V216H126ZM126 217H125V219H126ZM160 217V218H161ZM167 217V216H166ZM183 217V216H182ZM185 217V216H184ZM201 217V216H200ZM210 217V216H209ZM209 217H208V219H209ZM219 217H220V215H219ZM235 217V216H234ZM237 217V216H236ZM257 217V216H256ZM113 218V217H112ZM121 218V217H120ZM134 218V217H133ZM169 218H171L170 216H169ZM215 218V217H214ZM221 218H222V216L220 217V219L219 218H217V219H219V220H221ZM225 218V217H224ZM255 218V217H254ZM253 218V219H254ZM263 218V217H262ZM124 219V218H123ZM137 219V218H136ZM140 219V218H139ZM152 220L153 219H156V217H153V218H151ZM162 219V218H161ZM160 219V220H161ZM173 219V218H172ZM179 219V218H178ZM177 219V222L179 221ZM193 219V217L191 216V223L193 222H195L194 221V219ZM229 219H231V218H229ZM250 219V218H249ZM249 219L247 218L246 219V221L249 223ZM3 220H2V222H3ZM132 220V219H131ZM149 219H147V220H143V221H141L140 223H139V225L137 226V227H134L133 229H130V230H128L126 233H125V239H127V240H129V242L132 240L133 242H134V237H138V236H140V234H141V232H142V230L144 229V227H145V224L147 223V221H148ZM165 220V219H164ZM170 220V219H169ZM188 220V219H187ZM207 220V219H206ZM213 220H215L214 222H212ZM213 220H211V221H208L209 223H211V224H213L212 225V227L214 226V223L216 222V221H218V220H216V219H213ZM200 221H203V223L205 222L203 219H200ZM227 221V220H226ZM229 221V220H228ZM244 221H245V217H244ZM251 221V220H250ZM123 222V221H122ZM157 223H155V225L156 226H158L157 224L158 223H160L159 221H156ZM168 222V221H167ZM176 221L175 222H172V223H177ZM184 222V221H183ZM182 221H180L179 222V224L181 223H183ZM188 222H190V220L188 221ZM197 222H199V221H197ZM207 222V223H208ZM219 222H221V221H219ZM239 222H241V221H239ZM247 222H246V226H247ZM126 223H128V225L130 224L129 222H126ZM134 223V222H133ZM196 223V222H195ZM200 223V222H199ZM202 223V222H201ZM222 223V222H221ZM229 222H227V224H228ZM231 224H232V222H230ZM241 223H243V222H241ZM122 224V223H121ZM124 224V223H123ZM123 224L122 225H120L119 226V228L120 229H122L121 227H123ZM185 224V223H184ZM210 224V225H211ZM218 225V223L216 222L215 223V225ZM223 224H226V222L225 223H223ZM223 224H220V225H223ZM226 224V225H227ZM236 224H238V223H236ZM126 226H127V224H125ZM187 225V224H186ZM186 225H181V226H185L186 227ZM195 225V224H194ZM200 225V224H199ZM202 225V224H201ZM200 225V226H201ZM204 225H206L205 223L203 224V227L201 228V229H203L204 228ZM219 225V226H220ZM264 225V224H263ZM130 226V225H129ZM176 227H177V225H175ZM207 226H209V225H207ZM223 226H225V225H223ZM228 227H229V225H227ZM235 226V225H234ZM246 226H244V227H246ZM253 226H255V225H253ZM261 226V225H260ZM260 226H258V227H260ZM9 227V228H8ZM128 227V226H127ZM179 227V226H178ZM177 227V229H180V231L182 232V228L183 227H179L178 228ZM195 227V226H194ZM197 227H199V226H197ZM217 227V226H216ZM241 227V229H242V226H240ZM263 227V226H262ZM262 227H260L261 229H263ZM118 228V227H117ZM118 228V229H119ZM187 228V227H186ZM200 228V227H199ZM211 228V227H210ZM219 228V227H218ZM237 228H239V226L237 227ZM248 228V227H247ZM125 229H127V228H125ZM167 229V228H166ZM169 229H171V228H169ZM191 230V229H193V227H191V229L190 228H187V230ZM211 229H217V228H211ZM219 229H223V228H219ZM235 229V228H234ZM256 229H258V228H256ZM172 230H174L173 228H172ZM171 230V231H172ZM183 230H185L184 228H183ZM189 230H188V233L187 234H189ZM213 230H211V231H213ZM218 230V229H217ZM227 230V229H226ZM258 230H260V229H258ZM112 231V230H111ZM121 230H119V232H120ZM166 231V230H165ZM186 231V230H185ZM192 231V230H191ZM190 231V232H191ZM204 231V230H203ZM208 231V230H207ZM221 231V230H220ZM232 231V230H231ZM237 231V230H236ZM239 231H241L240 230V228H239ZM239 231H237V232H239ZM255 231H257V230H255ZM116 232V231H115ZM158 232V231H157ZM178 232V231H177ZM195 232V231H194ZM194 232L192 231L191 233L192 234H190L191 236L194 234ZM213 232H215V231H213ZM213 232H210V233H212L213 234ZM218 231H216V233H217ZM223 232V231H222ZM258 232V231H257ZM256 232V233H257ZM169 233H170V230H169ZM184 233H186V232H184ZM184 233H181L182 235H183V238L185 239L186 238V236L184 235ZM200 233H202V230L200 231ZM205 233L206 232H204V233H202V234H198L199 236L200 235H203V237L205 236ZM208 233V232H207ZM219 233V232H218ZM224 233V232H223ZM235 233V232H234ZM260 233V232H259ZM262 233H263V231H262ZM117 235L119 234V233H116ZM148 234H149V232L148 233H146V235L148 236ZM158 234H159V232H158ZM178 234H179V232H178ZM177 233L175 234V235H178ZM180 234V235H181ZM196 234V236L198 237V235ZM220 234V233H219ZM222 234V233H221ZM220 234V235H221ZM231 234H232V232H231ZM230 234V235H231ZM239 234V236L238 237H242V235H240V233H238ZM241 234H242V232H241ZM253 234V233H252ZM117 235L115 236V235H113V236H115L116 237V239L117 238H119V237H117ZM173 237H174V234H171ZM171 235H170V237H171ZM180 235L179 236H176V237H180ZM181 235V236H182ZM190 235H188V236H190ZM214 235H216V234H214ZM219 235V236H220ZM227 235V234H226ZM235 235V234H234ZM259 235V234H258ZM112 236V235H111ZM119 236V235H118ZM152 236H153V234H152ZM151 236V237H152ZM185 236V237H184ZM188 236H187V238H188ZM194 237H195V234L193 235ZM208 236V235H207ZM210 236V235H209ZM212 236V235H211ZM218 236V235H217ZM225 236V235H224ZM224 236H222V238L224 237ZM254 236V238H255V236L256 235H253ZM146 237V236H145ZM158 239L160 238V237H158V236H156ZM194 237H191L192 239L194 238ZM196 237V238H197ZM201 237V236H200ZM200 237H198L197 239H198V241H201L200 239L202 238H200ZM234 237L235 236H233V239H234ZM114 238V237H113ZM167 238V237H166ZM172 238V237H171ZM219 238H221V237H217V239H216V241H218V239ZM221 238V239H222ZM228 238H229V236H228ZM227 238V236L225 237V239H228ZM156 239V238H155ZM168 239V238H167ZM167 239L165 240V241H167ZM178 239V238H177ZM183 239V240H184ZM195 239V238H194ZM221 239H219V240H221ZM224 239V238H223ZM225 239L223 240L224 242H225ZM232 239V240H233ZM240 239H242V238H240ZM261 239H263V237L261 238ZM260 239V240H261ZM118 240V247H119V245L121 244V243H119V239H117ZM145 240V239H144ZM180 240V239H179ZM208 240V239H207ZM237 240V239H236ZM239 240V239H238ZM249 240V239H248ZM247 240V241H248ZM260 240H255V241H260ZM115 241V240H114ZM146 241H150V239H147ZM152 241H154V240H152ZM158 241V240H157ZM181 241V240H180ZM222 241V240H221ZM220 241V244L223 242H221ZM235 241V240H234ZM155 242H156V240L154 241V244H155ZM169 242V241H168ZM170 242H171V240H170ZM183 242H185V240L183 241ZM192 242H194L193 240H192ZM203 242H205L204 240L202 241V243ZM228 242V241H227ZM226 242V244H228ZM229 242H231V241H229ZM233 242V241H232ZM237 243H241V241L239 240V241H236ZM253 242V238H252V241L251 242H249V243H252ZM0 243H2V244H4L8 249H10L11 251H13V252H15L19 257H21L26 263H28V264H35V263H33V261L31 262L30 260H28L27 258H26V256H23L19 251H17L14 247H12L10 244H8L7 242H5L4 240H2L1 238H0ZM92 243V242H91ZM144 243V242H143ZM142 243V245H144ZM167 243V242H166ZM195 243H196V241H195ZM215 243H217V242H215ZM214 243V244H215ZM237 243H235V244H237ZM244 243H245V241H244ZM260 243V242H259ZM263 243H264V241H263ZM147 244H149V242L147 243ZM183 244V243H182ZM182 244L180 245L181 247H183V246H185L184 244H183V246H182ZM191 244V243H190ZM219 244V245H220ZM223 244V243H222ZM221 244V245H222ZM234 244V243H233ZM234 244V245H235ZM116 245V244H115ZM138 245H139V243H138ZM137 245V247L139 248V247H141V244H140V246H138ZM193 245H194V243H193ZM193 245H192V247H193ZM196 245H201V244H196ZM225 245V244H224ZM238 245V244H237ZM254 245V244H253ZM252 245V246H253ZM259 245V244H258ZM263 245V244H262ZM92 246V245H91ZM156 246H157V244H156ZM168 246V245H167ZM178 246L179 245H177V246H175V248H177V250H179L178 249ZM180 246H179V248H180ZM197 246V248H199ZM209 246H211V245H209ZM218 246V245H217ZM228 246V245H227ZM239 246L240 245H238V248H239ZM251 246V247H252ZM259 246H261V245H259ZM131 247V246H130ZM129 246H127V248H130ZM150 247H151V245H150ZM164 247V246H163ZM163 247H162V249H163ZM189 247V246H188ZM195 247V246H194ZM212 247V246H211ZM214 247V246H213ZM219 248L220 247H223V245L222 246H218ZM224 247H226V246H224ZM248 247H250V245H248ZM258 247V246H257ZM38 248V249H37ZM145 247H143V249H144ZM152 249L154 248V246L153 247H151ZM151 248H149L148 247V249L147 250H149V249H151ZM184 248V247H183ZM182 248V249H183ZM215 249L217 248L216 247V245H215V247H214ZM218 248V249H219ZM229 248L230 247H228L227 249L229 250ZM235 248H236V245L234 246V249L233 250H235ZM238 248H236V249H238ZM246 248V247H245ZM253 248H254V246H253ZM260 248V247H259ZM95 249V248H94ZM140 249H142V248H140ZM142 249V250H143ZM181 249V248H180ZM181 249V250H182ZM185 249V248H184ZM189 249V248H188ZM192 249V248H191ZM196 249V248H195ZM202 249V247H200V250ZM226 248L224 249L225 251L227 250ZM252 249V248H251ZM250 249V250H251ZM255 249V248H254ZM261 249V248H260ZM129 250V249H128ZM144 250H146V248L144 249ZM154 250H156V248L154 249ZM203 251H205L204 249H202ZM209 250H212L211 248H209ZM222 250V252L221 253H225V251H223V249H221ZM233 250H232V255H233V257L234 256H236L237 255V253H236V255H234V253H233ZM245 250V249H244ZM255 250H259L258 248L257 249H255ZM152 251V250H151ZM156 251H159V252H161L160 251V249L158 250H156ZM163 251V253H164V249L162 250ZM171 251V250H170ZM168 252L167 250H166V252L164 253V254H166L167 255V257L170 255V254H172L171 252ZM184 251V250H183ZM189 251H190V249H189ZM188 251V252H189ZM196 252L198 251V250H195ZM207 251V250H206ZM237 251V250H236ZM252 251V250H251ZM256 251V252H257ZM145 252H149V253H152V252H150V250L149 251H145ZM158 252V253H159ZM169 254H168V253ZM177 252V251H176ZM181 252V251H180ZM180 252H178V254L180 253ZM192 252H194V250L192 251ZM228 252V251H227ZM235 252V251H234ZM254 252V251H253ZM255 252V253H256ZM38 253H37V255H38ZM148 253V254H149ZM198 253L200 254V252L198 251ZM202 253V252H201ZM220 253V254H221ZM231 253V252H230ZM255 253H253V254H255ZM260 253V252H259ZM153 254V253H152ZM161 254V253H160ZM160 254H158L159 256H160ZM164 254L162 255V256H164ZM182 254V253H181ZM203 254V253H202ZM248 254V253H247ZM251 254V253H250ZM264 254V253H263ZM99 255H100V253H99ZM98 255V256H99ZM157 256L158 257V255H157V252H156V254H154V256ZM165 255V256H166ZM173 255V254H172ZM172 255H170V256H172ZM176 255V254H175ZM189 255V254H188ZM228 254H226L225 255V257L227 256ZM245 255V254H244ZM243 255V256H244ZM89 256H90V254H89ZM97 256V255H96ZM97 256V257H98ZM153 256V257H154ZM162 256H160L161 258H162ZM163 257V258H165L166 259V257ZM177 256V255H176ZM185 256V255H184ZM187 256V255H186ZM185 256V257H186ZM218 256V255H217ZM230 256H231V254H230ZM230 256H227V257H230ZM246 256V255H245ZM254 256V255H253ZM256 256H258V257H260L259 255H256ZM255 256V257H256ZM192 257H193V255H191V260H192ZM197 257H200L201 258V256H197ZM249 257V256H248ZM263 258H264V256H262ZM92 258V257H91ZM101 258V257H100ZM160 258V259H161ZM163 258H162V262H163ZM169 258H171V257H169ZM173 258V257H172ZM170 259L171 261L173 260V259ZM176 258V257H175ZM179 258H181V257H179ZM187 259H188V257H186ZM200 258H199V260H200ZM215 258H216V256H215ZM218 258V257H217ZM231 259H232V256L230 257ZM103 259V258H102ZM226 259V258H225ZM248 259H250V258H248ZM253 259V258H252ZM257 260H258V258H256ZM116 260V259H115ZM152 260H154V258H152ZM167 260V259H166ZM166 260H164V261H166ZM195 261V263H198L199 262V260H196V259H194ZM218 260V259H217ZM220 260V259H219ZM223 260H224V258H223ZM228 260V259H227ZM260 260H261V258H260ZM259 260V261H260ZM93 261V260H92ZM176 260L174 259V262H175ZM198 261V262H197ZM216 261V260H215ZM215 261H214V263H215ZM221 261H222V258H221ZM225 261V260H224ZM223 261V262H224ZM231 261V260H230ZM234 261V260H233ZM264 261V260H263ZM140 262V261H139ZM174 262H168V260H167V264L169 263H174ZM179 262V261H178ZM177 262V264H179ZM181 262V261H180ZM184 262V261H183ZM189 262V261H188ZM193 262V263H194ZM225 262H227V261H225ZM242 262L243 263H245L244 262V260H242ZM45 263V262H44ZM110 263H113V262H110ZM185 263V262H184ZM194 263V264H195ZM211 263V262H210ZM220 262L218 261V264H219ZM243 263H241V264H243ZM250 264H253L252 262H249ZM54 264V263H53ZM56 264V263H55ZM106 264H108V262L106 263ZM117 264V263H116ZM119 264V263H118ZM138 264V263H137ZM163 264H166V262H164ZM212 264V263H211ZM222 264V263H221ZM227 264V263H226ZM231 264V263H230ZM232 264H235V263H232ZM246 264H247V261H246ZM262 264V263H261Z\"/></svg>","mask_w":264,"mask_h":264},{"label":"water","instance_id":"3","mask_svg":"<svg viewBox=\"0 0 264 264\" xmlns=\"http://www.w3.org/2000/svg\"><path fill=\"white\" fill-rule=\"evenodd\" d=\"M0 264H28L15 252L0 243Z\"/></svg>","mask_w":264,"mask_h":264}]
</instances>
